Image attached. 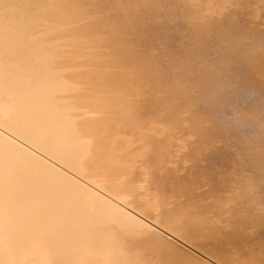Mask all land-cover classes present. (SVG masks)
Instances as JSON below:
<instances>
[{"label": "bare ground", "instance_id": "6f19581e", "mask_svg": "<svg viewBox=\"0 0 264 264\" xmlns=\"http://www.w3.org/2000/svg\"><path fill=\"white\" fill-rule=\"evenodd\" d=\"M202 1H204L205 3H203ZM211 1V4L209 3ZM207 2V3H206ZM206 1V0H0V34L3 32V34L5 35L6 33H8L9 31V35H10V38H11V35H15L14 39H18V42L19 41V38H17L18 36H20V38L22 39H27L28 36L31 34V33H34V35L37 33L39 34L40 32L38 31L39 29L42 30L45 29V27H47L49 24L48 23H51L54 24L53 27H57L55 28V32L57 33V29H58V26L59 25H56V23L60 24L61 23L59 22L61 20V22L64 21L65 23V20L64 18L62 17L64 15V17L67 16L68 19L66 20H69V15H71L70 18H72L73 16L75 17L74 14H76L77 12H75V10L77 9H81L80 7L83 6V10L84 11H87V12H83V15H82V19L80 20V22H84V25H87V26H94V27H98V28H94L90 26V30L89 31H86L85 34H90L91 35H94L96 36V34L100 33V34H108L107 37L112 36L114 35L118 40L120 41H123V44H125L126 46V43H127V47L128 46V41H131L133 43V47L132 49H128L129 51L128 54L131 52H133V49L136 50V55H137V45L139 44H142V47H143V50L142 49H139L138 53L142 50L143 52L145 51L146 53H154V56L156 55V53H161L163 54L162 52L165 53V55H161V56H164V59L163 60H160L159 59V65H160V70H162V67H164L163 69L165 70L166 68H168V70H166L167 72L169 71H173V68L174 71H176V67H179V69L177 71H181L180 74V77H178L179 79L176 80L175 79H171L169 80L170 78H168V80L170 81V84L172 85H169L172 87V90L174 89V91L172 92L173 94L171 95H167L164 93H162L163 95H159L157 94L156 95V100L154 101H151L148 103V106L146 109V111H144V109L140 110V107L136 108V99H135V102H132V104H130V106H133L135 104V106H133V108H136L134 111L136 113H141V116L139 119H135L136 122H139L137 124V126H139V132L140 130H143L142 127H140V123L142 122H145V123H149L151 121L154 122H158V121H162V124L164 122V118H166V116L168 118H166L165 120L168 122H173L175 120V124L178 123L176 125L177 128H179V126H181V129L183 127H186V131H184L185 133L188 131V126L189 124H192L190 129L193 131L192 134L190 131H188L191 135H189V133H186L185 134V137L187 135V140L184 138L182 139H185L186 140V143L187 141H191L192 140H189V139H193V143H195L194 146L193 143L191 145H193V153L192 154V158H196V159H199L200 158V155L201 153H203L204 157L207 158V163H201L199 167H194L192 168L191 170L193 171L195 168H197V170H201V171H196L198 172H195L194 170V174H193V180H194V185L190 184V185H187L188 183H186V181L184 183V190L181 191V189L178 187L174 190V194L176 197V203H174V201L171 199L173 198V196H171V192L168 194V197H172L170 199L171 202H169L171 204V208L164 212V217L163 218H158V221L160 224H165L166 226H168L169 228L173 229L174 231H176L177 233V237L179 235V238L181 239H186V241H190L191 242V246L193 249L191 248H188L182 244H179L180 242H177V241H174V240H170L169 239V236L163 234L162 232L160 231H156L155 234H152V235H149L147 237H145L143 240H141L140 243H137L135 244L138 245V246H141V247H144L146 249H150V250H153V251H150L148 252V254H143L144 256L141 257L142 261L143 260H146L147 263L145 264H236L235 262V258L232 257V255L230 254V251L227 249V248H221L217 245H208L205 240H204V237L208 234H215V235H218L220 236L223 240L225 241H232L235 245H240L244 248H246V245H245V240H246V237L244 236V231L247 227L249 226H252L255 228V231H256V243L254 245V247L251 249V250H243L241 252V255L239 257V261H240V264H264V245H261L259 240H260V234H261V231H262V228L261 226L264 225V0H242V3L244 4V7L243 9H239V10H233L231 13H229V15L231 16H238V22L236 24H231L229 23L227 25V27L221 23V19H227V17L225 16V12H224V2L225 0H209ZM209 3V4H208ZM28 4H37L39 5L38 7H26V5ZM198 4V5H197ZM201 4V5H200ZM207 4V5H205ZM86 5V7L84 6ZM97 5H106V7H102V8H98ZM196 5V6H195ZM202 6V7H201ZM66 8V9H65ZM65 9V13L63 12ZM69 10L70 12L67 13V11ZM82 10V11H83ZM64 14H63V13ZM67 13V14H66ZM66 14V16H65ZM130 17H129V16ZM49 16L50 19L53 18L55 19L54 21L52 20H48L47 17ZM135 17H140L146 21H148V26L147 28H143L141 27L140 31L139 32H135V33H130L126 30L122 31L121 28L119 27V25H122L124 23H126L128 20H131L132 18H135ZM76 18V17H75ZM170 18H175V20L173 19H170ZM63 19V21H62ZM74 19V18H72ZM47 20V21H45ZM44 21V22H43ZM71 21V19H70ZM75 21V20H74ZM72 21V22H74ZM41 22H43L45 24V22L48 24L46 26L43 25ZM67 22V21H66ZM77 23H79L78 21H76ZM42 26H40L41 24ZM68 23V22H67ZM40 24V25H39ZM68 24H71V23H68ZM32 25H37V28H29L30 26ZM38 25L39 28L38 29ZM51 25V24H50ZM63 25V24H62ZM76 25V24H75ZM45 26V27H44ZM70 26V25H69ZM52 27V26H51ZM65 27H68L67 25H65ZM76 27V26H75ZM105 27H109L108 30H105L104 28ZM6 28L10 29V30H7ZM48 28V27H47ZM46 28V29H47ZM71 28H74V24H73V27H69ZM68 28V29H69ZM78 28V27H77ZM85 28V27H84ZM35 29H38L36 31V33L34 32ZM49 29V28H48ZM52 29V28H50ZM50 29H49V32H50ZM64 28L61 27V30H63ZM76 31H75V30ZM73 30L75 31V34L77 32V29L74 28ZM80 29V28H79ZM112 29V30H111ZM16 30V31H15ZM59 31V34L60 36H63V34L60 33ZM66 30V29H65ZM70 30V32H71ZM72 30V31H73ZM82 30V29H81ZM85 29H83L82 31L84 32ZM33 31V32H32ZM45 30H43L40 34H43ZM53 31V30H52ZM14 32V33H13ZM25 32H27L28 34H25ZM45 32H48L45 31ZM64 32V31H63ZM104 32V33H103ZM112 32V33H111ZM56 33L54 34L55 37L58 36L56 35ZM72 33V32H71ZM77 33H80V32H77ZM25 37H23L24 35ZM36 34V35H37ZM39 34V35H40ZM51 34V32H50ZM70 34V33H69ZM69 34L67 36H69ZM84 34V35H85ZM28 35V36H27ZM38 35V36H39ZM46 35V34H45ZM53 35V33H52ZM53 35V36H54ZM73 35V34H72ZM72 35H71V38H69L68 40H71L72 39ZM80 35V34H79ZM82 35V33H81ZM103 35V36H104ZM7 36V34H6ZM13 36L11 39H13ZM22 36V37H21ZM33 36L35 37L37 40H41L39 36ZM44 36V34H43ZM52 36V37H53ZM59 36V38H60ZM76 35H74L75 37ZM88 36V35H87ZM98 36V35H97ZM96 36V38H97ZM1 37V35H0ZM8 37V36H7ZM31 37H32V34H31ZM64 37V36H63ZM73 37V38H74ZM84 37V36H83ZM92 37V36H91ZM102 37V36H101ZM106 37V36H105ZM9 38V37H8ZM8 38H4L3 39H8ZM30 38V37H29ZM35 38H33V40H36ZM58 38V39H59ZM62 38V37H61ZM67 38V37H66ZM88 38V37H87ZM86 38V39H87ZM100 38V37H99ZM103 38V37H102ZM1 39V38H0ZM1 39L0 42L3 40ZM11 39H8L10 40L11 44L9 43V46L10 48H13V43ZM13 39V41H14ZM53 39V38H52ZM57 38L55 39V43L56 41L58 42ZM64 39V38H63ZM62 39V40H63ZM76 39V38H75ZM74 39V40H75ZM82 39L79 37V40ZM89 39V38H88ZM94 39V37H93ZM101 39V38H100ZM99 39V40H100ZM104 39V38H103ZM116 39V40H117ZM7 40V41H8ZM30 40V39H29ZM27 40L29 43H31V41ZM32 40V39H31ZM36 40V42H37ZM45 40V39H44ZM51 40V39H50ZM84 40V39H83ZM82 40V41H83ZM25 41V40H24ZM23 41V42H24ZM38 41V43H36L38 46L40 45V42ZM54 41V40H53ZM52 41V42H53ZM119 41V42H120ZM127 41V42H125ZM3 42V41H2ZM5 42V41H4ZM17 41L15 40V44H20V43H16ZM22 42V40H21ZM23 42L21 44H23ZM34 42V41H33ZM50 41V43H52ZM61 42V40H60ZM66 42L63 40V43ZM72 42H73V39H72ZM71 42V43H72ZM86 42V41H85ZM91 42V46L92 45H95L94 43V40H93V43L92 44V41ZM115 42V41H114ZM112 42V43H114ZM119 42L118 44L117 41L114 43L115 46L116 45H119ZM131 42L129 44H131ZM26 43V41H25ZM35 43V42H34ZM33 43V44H34ZM48 43V42H47ZM46 43V44H47ZM54 43V42H53ZM62 43V45H63ZM70 43V44H71ZM89 43V42H88ZM100 43V41H99ZM108 43V41H107ZM111 43V44H112ZM122 43V42H121ZM4 44V43H3ZM2 43L0 44L1 46L3 45ZM14 44V48L18 49L19 45L17 47H15L16 45ZM28 44V43H27ZM35 44V45H36ZM68 44V41L67 43ZM70 44H68L67 46H69ZM75 44V43H74ZM80 44V43H78ZM82 44V43H81ZM80 44V45H81ZM84 44V43H83ZM86 44V43H85ZM98 44V43H97ZM104 44V41L103 43ZM101 44V45H102ZM110 44V43H109ZM122 44V45H123ZM5 45H8L6 44L5 42ZM12 45V46H11ZM29 45V44H28ZM33 48H32V52L33 53H36L38 56L39 55H42V53H45L43 51L44 48H42V51H39V54L37 53V48L36 46L30 44ZM43 44L41 43L40 46H42ZM49 45V44H48ZM58 45V44H57ZM72 45V44H71ZM76 45V44H75ZM88 45V44H87ZM86 47H89L88 49L86 50H89V52H91V50H93V48H90L91 46H87ZM90 45V44H89ZM100 45V48H102ZM121 45V44H120ZM119 45V46H120ZM22 46V45H21ZM20 46V47H21ZM27 46V45H26ZM26 46H23L21 47V50L22 49H25L24 51V54L23 52L21 51L22 55H26V58L27 56H29L30 54V51L29 49L31 48V46H28L29 49L27 50V53H26ZM39 46V47H40ZM47 45H45L46 47ZM54 46H56V44H54ZM61 45L59 44L58 47H60ZM66 46V48H67ZM82 46V45H81ZM97 46V45H96ZM103 46V45H102ZM118 46V47H119ZM3 47H6V46H3ZM1 48L0 50H6V55L7 53L9 52V49L8 47L6 48ZM34 47H35V51H34ZM38 47V49H39ZM44 47V46H43ZM50 47V46H49ZM72 47V46H70ZM68 47V48H70ZM78 47V45L75 47L73 46V48L69 51H75L76 48ZM108 47H111V46H108ZM114 47V46H113ZM112 47V48H113ZM117 47V46H116ZM117 47V48H118ZM121 47H124V46H120V50L121 53L122 52V48ZM130 47V48H131ZM141 47V46H140ZM8 48V49H7ZM13 48V49H14ZM41 48V47H40ZM57 48V46L54 48V50ZM62 48V46H61ZM75 48V50H74ZM104 48H105V45H104ZM107 48V47H106ZM105 48V49H106ZM111 48V49H112ZM115 48V47H114ZM117 48H115V51L117 50ZM49 49V48H48ZM64 49V48H63ZM91 49V50H90ZM99 49V48H97ZM105 49H102V51H100V53H106ZM110 49V50H111ZM40 50V49H39ZM47 51V49H44ZM54 50L52 51L53 53ZM68 50V49H67ZM96 50V49H95ZM109 50V49H108ZM113 52H114V49H112ZM126 50V49H125ZM12 51V49L10 50V52ZM15 50H13L9 56V57H12L13 56V59H14V56L17 55V57H19L18 59H20V51L19 50H16L18 52H14ZM49 51V50H48ZM57 53H59L58 51V48H57ZM61 51V50H60ZM80 52V48H78V50ZM81 51H83V48L81 49ZM123 51H124V48H123ZM141 51V52H142ZM192 52V54H190L192 56V59H188L189 57L188 56H185V53L187 52L188 53ZM1 52L3 53L4 51H0V55H1ZM41 52V54H40ZM68 52V51H67ZM66 52V54H67ZM108 52V51H107ZM142 52V54H143ZM144 52V54H145ZM15 53V54H14ZM76 53V52H75ZM74 53V54H75ZM78 53V52H77ZM86 53V52H85ZM98 54L99 55H102V54ZM111 53V51H110ZM115 53H118V51H116ZM121 53L119 56H121ZM184 53L182 56L181 54ZM5 54V53H3ZM13 54V55H12ZM29 54V55H28ZM47 53H45L46 55ZM65 54V52L62 51V54L60 55L62 57V55ZM65 54V55H66ZM71 54V53H69ZM73 54V55H74ZM142 54H138V55H142ZM21 55V57H23ZM48 55V54H47ZM64 55L65 58H67L66 56ZM95 55V53H94ZM106 55V54H104ZM118 55V54H117ZM126 55V53H125ZM129 55H133L132 53L129 54ZM135 55V54H134ZM133 55V57L135 58V56ZM147 55V54H146ZM150 55V56H151ZM187 55V54H186ZM3 56V55H2ZM1 56V57H2ZM8 56H6L7 58H9ZM31 56L33 57L32 53H31ZM36 55H34V57H38ZM52 57L54 58V55H51V52H50V55H48L47 57ZM56 56V54H55ZM72 56V54L70 55V57ZM79 56V55H78ZM85 56V55H84ZM96 56V55H95ZM109 56V55H108ZM107 56V57H108ZM111 56V54H110ZM123 56V54H122ZM149 56V55H148ZM146 56V57H148ZM158 55H156L157 57ZM44 57V54L43 56L41 57L40 56V60H42V58ZM46 57V56H45ZM58 57V56H57ZM62 57V58H64ZM69 57V58H70ZM89 57V55H88ZM97 57V56H96ZM101 57V56H100ZM125 59L129 58L128 55L127 56H124ZM124 57H122V61H126V60H123ZM127 57V58H126ZM136 57H139V56H136ZM144 58V56H142ZM141 57V58H142ZM145 57V60L147 59ZM188 57V58H187ZM3 58V57H2ZM6 58V59H7ZM30 60L32 59L30 56L28 57ZM72 58V57H71ZM75 56L73 57V60H74ZM77 58V57H76ZM82 58V57H81ZM94 58V57H92ZM109 58V57H108ZM115 58V55L114 57ZM120 58V57H119ZM132 58V59H134ZM175 59L177 62H174L171 61L172 59ZM11 59V58H9ZM8 59V60H9ZM17 59V58H16ZM17 59V60H18ZM21 59H24L25 60V56L24 58H21ZM20 59V60H21ZM34 59V60H33ZM31 61H40L38 60L37 58H33ZM79 59V58H78ZM86 59V57H85ZM98 59H100L98 57ZM98 59L96 60V62L98 61ZM105 59V58H104ZM112 58H110L111 60ZM118 60V58H116ZM130 59V58H129ZM138 59V58H137ZM149 59V57H148ZM153 59L156 61L155 58H152V56L150 57V60L153 61ZM0 60H2L0 58ZM16 60V61H17ZM18 60V61H20ZM47 60L44 58V61ZM51 60V59H50ZM49 60V61H50ZM56 62H57V58L55 59ZM60 60V59H59ZM70 61L69 64L74 61ZM81 60V59H80ZM84 61V59H82ZM113 60V59H112ZM111 60V62H112ZM115 60V59H114ZM116 60V61H117ZM128 60V59H127ZM131 60V59H130ZM140 60V59H139ZM149 61H146L145 63L148 64L147 62H150ZM158 60V58H157ZM11 61V60H10ZM15 61V59H14ZM48 61V60H47ZM48 61V63H49ZM52 61V60H51ZM69 61V60H68ZM77 61V60H76ZM86 61V60H85ZM84 61V62H85ZM94 61V60H93ZM102 61V60H101ZM106 61V60H104ZM136 61V60H135ZM141 61V60H140ZM154 61V62H155ZM162 61V62H160ZM193 61V62H192ZM2 62H4L2 60ZM1 62V64H2ZM7 62V60H6ZM5 62V63H6ZM26 61H24L23 63H25ZM42 61H40V66H43L41 65ZM46 62V61H45ZM44 62V63H45ZM54 63H56L54 60H53ZM67 62V60H66ZM115 62V61H114ZM112 62V63H114ZM130 61L128 60V63H124L125 66H129L127 64H130L129 63ZM133 62V60H132ZM144 62V59L143 61ZM141 62V63H142ZM158 62V61H156ZM169 62H174L173 65H170ZM20 65L23 67H21L20 65H18V69L19 67H21V69L23 68V70H25V68H28L26 66V64H28V66L30 65L29 61H27V63L24 65L21 61L19 62ZM22 63V64H21ZM33 63V62H32ZM52 62H50L51 64ZM59 63H62V62H59ZM61 67H63L61 64H59ZM89 63V62H88ZM95 62H93L94 64ZM108 63V62H107ZM110 63V62H109ZM111 63V64H112ZM136 63V62H135ZM139 63V61H138ZM4 64V63H3ZM8 64V63H7ZM12 64V62H11ZM18 64V62H17ZM16 64V65H17ZM33 64H37L36 63H33ZM46 64V63H45ZM57 64V63H56ZM63 64H64V60H63ZM68 64V63H67ZM76 64V63H75ZM106 64V63H105ZM104 64V65H105ZM110 64V65H111ZM134 65V62L131 63ZM130 64V67H132V65ZM151 64V63H150ZM155 63H153L154 65ZM182 64L184 65L183 68L184 69H180V67H182ZM13 65V64H12ZM11 65V66H12ZM38 65V66H39ZM55 65V64H54ZM52 65V66H54ZM91 65V64H90ZM89 65V66H90ZM96 65V64H95ZM156 65V64H155ZM158 65V66H159ZM178 65V66H177ZM3 66V65H2ZM1 66V68H2ZM9 66V67H8ZM14 66V65H13ZM33 66V65H32ZM39 66V67H40ZM46 65H44L45 67ZM65 66V65H64ZM77 66V65H76ZM101 66V65H99ZM125 66H124V70H125ZM149 66V65H148ZM147 66V70L149 69ZM173 66V68H172ZM175 66V67H174ZM6 67V68H5ZM8 67V69H7ZM34 67L33 66V69L31 70L29 66V71H33L34 70ZM37 67V66H36ZM39 67H38V70H39ZM43 67V68H44ZM60 67V68H61ZM66 67V66H65ZM63 67V68H65ZM75 67V66H74ZM84 67V65L82 66ZM94 67V66H92ZM90 68V69H95V68ZM97 67H98V63H97ZM96 67V68H97ZM105 67H109V66H103L104 69H106ZM115 67V66H114ZM134 67V66H133ZM136 67V65H135ZM139 67V66H137ZM141 67L143 68L144 67V64L143 66L141 65ZM146 67V65H145ZM152 67V66H151ZM156 67V66H155ZM153 66L152 69L154 70H157L158 69ZM7 69L8 70V74H10V70L13 68L11 67L10 68V64H8L7 66L4 65L3 69L0 70V74H1V71L3 72H6V75H7V71L4 70ZM48 68V67H47ZM47 68H45L46 70H44L43 72L47 71ZM50 68V67H49ZM48 68V69H49ZM59 67H57L58 69ZM59 68V69H60ZM61 68V69H63ZM72 68V67H71ZM76 68V67H75ZM81 68V67H80ZM85 68H86V63H85ZM84 68V69H85ZM89 68V67H88ZM99 68V67H98ZM128 68V67H127ZM126 68V69H127ZM18 69L17 72H15L14 75L11 76H8L10 77L11 79V86L9 87V85L7 84H4L3 81H2V77L5 75H0L2 76L1 78V82H0V85L1 84H4L5 85V88L7 89V86H8V89L7 91L4 89H0V91H2L0 93V107L2 108V112L4 113V110H6L7 108H17L15 105L18 106V111H20L22 109V111L25 109V108H22L19 110L20 106L16 103V101L18 102V97L15 96L14 98V95L15 94H18V90H20L22 93L23 89L28 85V83H26L27 85L20 86V83L19 81H17L16 83H19L17 86L20 88V89H15V92L17 93H10V92H13L14 91V87H12V81L14 80L15 82V79L16 76V73H19L18 72ZM21 69H19L21 71ZM36 69V68H35ZM42 69V67H41ZM56 69V67H55ZM60 69V71H61ZM78 69V68H77ZM89 69V70H90ZM102 68H100L99 70H95L98 71L97 73H99V71L101 70ZM103 69V71H104ZM108 69V68H107ZM129 69L131 68H128L127 70L125 71H128ZM135 69V68H133ZM171 69V70H170ZM14 70V69H13ZM13 70H11L13 73ZM22 70V71H23ZM51 70V69H50ZM64 70V69H63ZM66 72L67 73V69L65 68ZM64 70V71H65ZM69 70H75V69H69ZM82 70V69H81ZM110 70V69H109ZM115 70V68H114ZM137 70V68H136ZM146 70V71H147ZM163 70V72H164ZM187 70V72H186ZM29 71H25L24 73L27 72L26 75H29ZM41 71V70H40ZM60 71H58V73H60ZM86 71V70H85ZM88 71V70H87ZM92 71V70H91ZM94 71V70H93ZM132 71V69H131ZM134 71V70H133ZM142 71V69H141ZM150 71V69L148 70ZM165 71V72H166ZM173 71V72H174ZM176 71V72H177ZM49 72V70H48ZM47 72V73H48ZM69 72V71H68ZM84 72V70H83ZM106 72V75L108 74V72L105 70ZM105 72H104V75L105 76ZM135 72V71H134ZM143 72H144V68H143ZM162 72V71H161ZM160 74H163L161 73ZM166 72V73H167ZM168 72V73H169ZM186 72V73H185ZM34 73V72H33ZM46 73V72H45ZM46 73V74H47ZM51 73V72H50ZM56 75H57V70H56ZM63 73V74H65ZM70 73V72H69ZM87 73V72H86ZM96 73V75H97ZM116 73V72H115ZM114 73V74H115ZM118 73V71H117ZM121 73V72H120ZM129 73V72H128ZM151 73V71H150ZM167 73V74H168ZM171 73V72H170ZM38 74V73H37ZM36 74V75H37ZM49 74V73H48ZM68 74V73H67ZM73 74V72L71 73ZM84 74V73H83ZM91 74V73H90ZM94 74V73H93ZM125 74V73H124ZM134 76H135V73H132ZM138 74V72L136 73ZM144 75H146V73H143ZM166 74V76H167ZM172 74V73H171ZM169 74V76L171 75ZM178 74V72L176 73V75L173 74V78L176 77ZM178 74V75H179ZM23 75V73H21V76ZM45 75V74H44ZM43 75V77H44ZM60 75V74H59ZM89 75V74H88ZM99 75V74H98ZM101 75V73H100ZM126 75V74H125ZM128 75V74H127ZM126 75V76H127ZM142 75V74H141ZM155 75V74H154ZM15 76V79L13 78ZM20 76V74H19ZM18 76V77H19ZM30 76V75H29ZM38 76V75H37ZM49 76V75H48ZM47 76V77H48ZM51 76V75H50ZM53 76V74H52ZM51 76V77H52ZM70 77V75H67ZM79 76V75H78ZM87 76V75H86ZM91 76V75H90ZM112 76V75H111ZM111 76H108L111 78ZM143 76V75H142ZM158 76V74H156V77ZM5 77V76H4ZM6 76V79L8 78ZM23 77V78H22ZM20 78H18L17 80H21L23 79L25 81V78L24 79V76H22ZM27 77V76H26ZM42 77V78H43ZM46 77V78H47ZM50 77V78H51ZM55 77V76H53ZM62 77V75L60 76ZM59 77V78H60ZM65 77V78H64ZM63 79H60L61 81L62 80H68V78H66V75H64ZM99 77V76H98ZM118 77V76H117ZM123 77V76H121ZM132 77V75H131ZM144 77V76H143ZM146 77V76H145ZM149 77H150V74H149ZM161 77H163V75H161ZM168 77V76H167ZM171 77V76H170ZM87 78V77H86ZM92 78L94 79V75L92 76ZM96 78V77H95ZM101 78V76H100ZM148 78V77H147ZM152 79H156V78H153L151 77ZM5 79V78H4ZM5 79V80H6ZM8 78V81L10 80ZM35 79V78H34ZM48 79V78H47ZM54 79V78H53ZM81 79V77H80ZM79 79V80H80ZM104 79V77H103ZM103 79L101 78V81H103ZM105 79H108L107 76ZM134 79V81H136V79H138L136 77L135 78H132ZM140 79V77H139ZM143 79V78H141ZM160 80V78H158ZM157 79V80H158ZM167 79V78H166ZM37 80V79H36ZM49 80V79H48ZM59 80V79H58ZM59 80V81H60ZM64 80V81H65ZM66 80V81H67ZM77 80V79H76ZM75 80V81H76ZM78 80V81H79ZM83 80V79H81ZM90 80H91V77H90ZM99 81V79H97ZM96 80V81H97ZM112 80V79H111ZM126 80V78H125ZM131 80V78H130ZM130 80H127L130 82ZM151 80V79H150ZM168 80H165V75H164V79H163V82L164 81H168ZM175 80V81H174ZM22 81V80H21ZM47 81V80H46ZM50 81L49 80V83L50 84ZM55 81V80H53ZM63 81V82H64ZM95 81V82H96ZM100 81L101 83V86H102V82ZM115 81V80H114ZM141 81V80H140ZM145 81L142 80L141 82ZM178 81V82H176ZM4 82H7V81H4ZM33 82V81H32ZM69 81L67 82H64L66 83V85L70 84V82L68 83ZM73 79H72V81ZM85 82V80H84ZM94 82V83H95ZM106 82V81H105ZM104 82V83H105ZM110 82V81H109ZM108 82V83H109ZM121 82V81H120ZM119 82V83H120ZM132 82V80H131ZM140 82V84H141ZM152 82V81H151ZM35 83V81H34ZM41 83V81H40ZM57 83V82H56ZM61 84V82H59ZM77 83V82H76ZM80 83V82H78ZM88 83V82H87ZM99 83V82H98ZM111 83V82H110ZM113 83V82H112ZM117 83V81H116ZM115 83V84H116ZM138 83V82H137ZM135 83V84H137ZM147 83V82H146ZM149 83V82H148ZM154 83V82H152ZM151 83V84H152ZM158 83H161L162 82H159ZM158 83H155L156 85ZM169 83V82H168ZM25 84V82H24ZM46 84V85H48ZM59 84V85H60ZM86 84V83H85ZM90 84V83H89ZM97 84V83H96ZM167 84V83H166ZM14 85V84H13ZM14 85V86H16ZM30 85V84H29ZM27 86L28 90H26L27 92L32 89H30L29 87L31 86ZM40 85V84H38ZM91 85V84H90ZM89 85V86H90ZM99 85V84H98ZM118 85V84H117ZM122 85V83H121ZM125 85V84H124ZM127 85H128V82H127ZM148 85V84H147ZM168 85V84H167ZM62 86L64 87V84L62 83ZM77 86V84H76ZM81 86V84H80ZM83 86V85H82ZM81 86V87H82ZM87 85H85L86 87ZM99 86V87H101ZM105 86V84H104ZM114 86V85H113ZM120 86V85H119ZM118 86V87H119ZM135 86V85H133ZM137 87H134L136 90L143 85L141 84L139 87L138 85H136ZM145 86V85H144ZM161 85H159L160 87ZM2 87V86H1ZM0 87V88H1ZM35 87V85H34ZM38 87V86H37ZM44 87V85H43ZM69 87V86H68ZM67 87V88H68ZM74 87V86H73ZM84 87V88H85ZM91 87H93L94 89V86L93 84L91 85ZM90 87V88H91ZM103 87V86H102ZM102 87H101V90H102ZM107 87H108V84H107ZM127 87V86H126ZM149 87V86H148ZM166 87V86H164ZM45 88H48V87H45ZM56 88H57V85H56ZM62 88V87H61ZM71 88V87H70ZM69 88V89H70ZM75 88V87H74ZM73 88V89H74ZM79 88V87H78ZM77 88V89H78ZM89 88V87H88ZM114 88V87H112ZM123 86L121 87V90H122ZM125 88V87H124ZM123 88V89H124ZM132 88V87H130ZM134 88H132L133 90H135ZM163 88V86H162ZM9 89H11L10 91H8ZM13 89V90H12ZM36 89V88H35ZM41 89V88H40ZM38 89V90H40ZM50 89V88H49ZM54 89V87H53ZM60 89V87L58 88ZM57 89V91H58ZM64 90V88H62ZM82 89V88H81ZM131 89V90H132ZM140 89V88H139ZM154 89V87H153ZM24 90V91H25ZM44 90V88H43ZM47 90V89H46ZM61 90V89H60ZM68 91V89H66ZM92 90V89H91ZM100 90V89H99ZM104 90V89H103ZM109 90V89H108ZM134 92V94H137L136 91ZM146 90V87L144 88L143 91ZM155 90H156V86H155ZM159 90V88H158ZM164 90V88H163ZM167 90L168 87H167ZM23 91V92H24ZM42 91V90H41ZM54 91V90H53ZM62 91V90H61ZM85 91V90H84ZM95 91V89L93 90ZM98 91V89H97ZM107 91V89H106ZM111 91V89H110ZM118 91V89H117ZM124 91H126L124 89ZM130 91V90H129ZM140 91V90H139ZM149 91V89H148ZM166 91V90H165ZM171 91V89H170ZM170 91H167V92H170ZM44 91H42L43 93ZM52 92V91H51ZM51 92H49V94L51 95ZM55 92V91H54ZM53 92V93H54ZM70 92V91H69ZM100 93V91H98ZM120 92V90H119ZM127 92V91H126ZM131 92V91H130ZM157 92H160V91H157ZM30 94L31 93H34V92H29ZM47 93V92H46ZM44 93V94H46ZM58 93H61V92H58ZM63 95L65 94L64 91L62 92ZM81 93V92H80ZM87 94V91L85 92ZM92 93V92H90ZM114 93V92H113ZM129 93V92H128ZM140 93V92H139ZM150 93V92H149ZM171 93V92H170ZM169 93V94H170ZM22 94H26V92L22 93ZM55 94V93H54ZM83 95V93H81ZM106 94V93H104ZM117 94V93H116ZM115 94V96H111V98H116L119 100V98H117L118 96ZM141 94V93H140ZM143 94V92H142ZM161 94V93H160ZM19 95V94H18ZM17 95V96H18ZM21 95V94H20ZM19 95V96H20ZM35 95V94H34ZM38 95V94H37ZM41 95V93H40ZM49 95V96H50ZM53 95V94H52ZM79 95V94H78ZM81 95V96H82ZM101 95V94H100ZM127 96V94H125ZM124 95V96H125ZM138 95V94H137ZM136 95V96H137ZM167 95V96H166ZM23 96V95H22ZM21 96V97H22ZM32 96V95H31ZM30 96V97H31ZM44 96V95H42ZM45 96H48V94H46ZM44 96V97H45ZM66 96L65 97L63 96L62 98H65L66 99ZM70 96V95H69ZM76 96V95H74ZM117 96V97H116ZM121 96H123L121 94ZM133 95L131 96H127V97H130V98H133L132 101H134V96L132 97ZM26 98H29L27 96H24ZM22 97V100L23 98ZM56 97V96H54ZM138 97V96H137ZM148 97V96H147ZM26 98H24V100H26ZM32 98V97H31ZM36 98V97H35ZM47 98V97H46ZM71 98V97H70ZM77 97H74V99H76ZM86 98V97H85ZM101 98V97H100ZM98 99L100 100L99 103L103 100L101 99ZM106 99V96L104 97ZM109 98V97H107ZM110 98V99H111ZM121 99L123 97H120ZM143 98V97H142ZM146 98V97H145ZM151 98V97H150ZM149 98V99H150ZM163 98V99H162ZM4 99L5 104H3L2 100ZM17 99V100H16ZM50 99H52V97H50ZM59 99H61L59 97ZM73 99V100H74ZM81 99V98H80ZM97 99V98H96ZM106 99L107 103H110L112 104L111 102H113V100L111 99ZM124 99V98H123ZM152 99V98H151ZM150 99V100H151ZM154 99V97H153ZM22 100H20L19 102L20 103H25L23 102ZM46 100V99H45ZM55 100V99H53ZM84 101L88 100L86 98V100L83 98ZM115 100V99H114ZM127 100V98L125 99ZM131 100V99H130ZM129 100V101H130ZM149 100V101H150ZM26 101H30L29 99H27ZM43 99H42V103H43ZM68 101V100H67ZM71 101V100H69ZM78 101V100H77ZM105 101V100H104ZM105 101V102H106ZM111 101V102H110ZM120 101V100H119ZM119 101H117L119 103ZM122 101V100H121ZM127 101V102H129ZM50 102V101H49ZM48 102V103H49ZM80 102V101H79ZM89 102V101H88ZM95 103L97 102L94 101ZM122 102H125L126 101H122ZM121 102V103H122ZM131 102V101H130ZM138 102V100H137ZM136 102V103H137ZM13 103H16L13 107ZM54 103V102H53ZM58 103V102H57ZM68 103V102H66ZM75 103V101L73 102ZM87 103V102H86ZM90 103V102H89ZM103 103V102H102ZM142 104V99H141V102ZM140 103L138 106H140ZM26 104V103H25ZM29 104V103H28ZM39 104V103H38ZM45 104V103H44ZM47 104V102H46ZM45 104V105H46ZM49 104H52L51 102ZM65 104V103H64ZM69 104V103H68ZM101 104V103H100ZM109 104V107H112L113 104H116L115 101L114 103L110 106ZM124 103H122L121 105L123 106ZM128 104V103H127ZM138 104V103H137ZM27 105V104H26ZM33 105V104H32ZM44 105V108H46V106H48V104L45 106ZM54 105V104H53ZM102 105H105V107L107 106L105 103H103ZM101 105V106H102ZM126 105V104H125ZM124 105V106H125ZM143 105V104H142ZM67 106V104L65 105ZM101 106H98L97 104V110L100 111V108L102 109ZM116 106V105H114ZM113 106V108H114ZM118 106V104H117ZM116 106V107H117ZM120 106V108L122 107ZM129 106V104H128ZM28 107L27 109L32 108V106H26ZM38 107V106H37ZM36 107V109H37ZM42 107H43V104H42ZM40 107V108H42ZM50 107V105H49ZM48 107V108H49ZM55 107V106H54ZM72 107V104L71 106ZM78 107V106H77ZM85 107V106H84ZM86 107H87V104H86ZM94 107H95V104H94ZM108 107V106H107ZM115 107V109H117ZM127 106H125V109H126ZM8 109V111L12 110V109ZM13 108V109H14ZM35 108V107H33ZM39 108V107H38ZM39 108V109H40ZM52 107H50L51 109ZM88 108H90V106L88 105ZM92 108V106H91ZM119 108V107H118ZM119 108V109H120ZM26 109V110H27ZM37 109V110H39ZM56 109V108H55ZM67 109V108H66ZM96 109V108H95ZM94 109V110H95ZM112 109V108H111ZM115 109L111 110L112 112L115 111ZM36 110V112H37ZM53 110V109H52ZM59 110V109H58ZM85 110V109H84ZM87 110V108H86ZM94 110H92L94 112ZM107 110V108H106ZM110 110V109H109ZM121 110H124V107L121 108ZM132 108L130 109V112L132 113ZM9 111V113H10ZM28 111V110H27ZM27 111H24V116L27 115V113L30 112H27ZM33 112V110H31ZM40 111V110H39ZM69 111V110H68ZM88 111V110H87ZM89 111H91L89 109ZM97 111V112H98ZM103 111V109H102ZM117 111V110H116ZM120 111V110H119ZM118 111V112H119ZM148 111V112H147ZM185 111L186 113H188V115H186V117H180V113ZM6 112V111H5ZM17 112V111H15ZM26 112V114H25ZM44 112V111H41V113ZM50 112V111H49ZM52 112V111H51ZM96 112V111H95ZM101 112V111H100ZM108 112V111H107ZM118 112H114L115 114H118ZM128 112V111H127ZM1 113V112H0ZM1 113V117H3L4 115L6 114H3ZM14 113V111H13ZM35 113V112H34ZM59 113V112H58ZM85 113V112H84ZM88 113V112H86ZM90 113L92 112H89V114H86L88 115L87 117H92L89 116ZM120 113V112H119ZM124 113V112H123ZM159 113H162L161 115ZM184 113V114H186ZM15 114H18L17 113H14ZM30 114V113H29ZM38 114V112L36 113V115ZM109 114V112H108ZM112 114V113H111ZM122 114V113H121ZM3 115V116H2ZM33 115V113H32ZM39 115V114H38ZM37 115V116H38ZM40 115H43V114H40ZM51 115V113L49 114ZM55 115V113L53 114ZM86 115H84V117H86ZM104 115V114H103ZM120 116V114H118ZM125 115V114H124ZM8 117V114L6 115ZM5 117V119H7V117ZM10 116V114H9ZM19 116V114H18ZM29 116V115H28ZM26 116V117H28ZM82 116V115H81ZM94 116V115H93ZM106 116V115H105ZM108 117L113 118L111 117V115H107ZM113 116V115H112ZM116 115H114V119L117 120V118H119V116L116 118L115 117ZM11 117H12V112H11ZM34 117V115H33ZM33 117H32V121H33ZM44 117V115H43ZM48 117V115H47ZM55 117V116H54ZM80 117V116H79ZM103 117V116H102ZM9 118V117H8ZM31 118V116H30ZM37 118V117H36ZM39 118H41L39 116ZM38 118V119H39ZM50 118V117H49ZM81 118V117H80ZM93 118V117H92ZM122 118V116L120 117ZM119 118V121H121V119ZM183 118L185 120H183ZM35 119V118H34ZM42 119V118H41ZM62 119V118H61ZM114 119H111L113 120L112 122L110 121V123H112V125H116L115 123H119V127H120V122L119 121H116L114 122ZM125 119V118H124ZM160 119V120H158ZM171 119V120H170ZM178 119V121L181 119V124L176 120ZM2 121V119H0ZM12 120H15L14 118L11 119ZM59 120V119H58ZM96 120V119H95ZM134 120V119H133ZM0 121V122H1ZM4 121V119H3ZM2 121V122H3ZM9 121V119H8ZM17 121V120H15ZM24 121V120H23ZM38 121V120H36ZM34 120V122L32 123H35L36 122ZM64 121V120H63ZM184 121V122H183ZM7 122V121H6ZM114 122V123H113ZM125 122V121H124ZM136 122H132V126L134 127V123ZM4 123V122H3ZM61 123V122H60ZM63 123V122H62ZM61 123V124H62ZM87 123V122H86ZM117 123V124H118ZM123 123V121L121 122ZM161 123V122H160ZM184 123V124H183ZM189 123V124H188ZM6 124V123H5ZM37 124V123H36ZM65 124V122L63 123ZM67 124V123H66ZM92 124V123H90ZM95 124V121L94 123ZM109 124V122L107 123ZM124 124V123H123ZM126 124V123H125ZM124 124V125H125ZM150 124V123H149ZM148 124V125H149ZM155 124V123H154ZM160 125V129L162 130V133L164 132V130L166 128H162V127H165L163 125ZM174 124V125H175ZM183 124V125H182ZM32 125V124H30ZM54 126V123L52 124ZM55 125H57L55 123ZM111 124H109V128ZM33 126H36L33 124ZM32 126V127H33ZM61 126V125H58V127ZM65 126V125H63ZM93 126V125H92ZM97 125L95 124L93 127H96ZM123 127V125H121ZM128 126V124L126 125ZM125 126V127H126ZM129 126H131V123H129ZM136 126V125H135ZM150 126V125H149ZM158 125H156L155 127H157ZM183 126V127H182ZM83 127V126H82ZM88 127V126H87ZM36 128V127H34ZM37 128H39L37 126ZM55 128V127H54ZM60 128V127H59ZM62 128V126H61ZM90 128V127H89ZM98 128V127H96ZM95 128V129H96ZM109 128H106V130L108 131ZM129 128V127H128ZM138 128V127H137ZM141 128V129H140ZM152 128V126H150V129ZM87 129V128H86ZM124 129V128H123ZM132 129V128H131ZM134 129V128H133ZM159 129V130H160ZM175 129V126L174 128ZM180 129V130H181ZM46 130V129H45ZM97 130V129H96ZM94 130V131H96ZM99 131H101L100 129H98ZM122 130V129H121ZM128 130V129H126ZM130 130V129H129ZM147 130V129H146ZM145 129L143 130L144 132L146 131ZM176 130V131H175ZM173 131H171V134L174 136V135H178L179 136V133L182 132H178L177 130L179 129H175ZM36 131V129L34 130ZM56 131H60V130H56ZM113 131V129L111 130ZM125 131V130H123ZM150 131V130H149ZM147 130V132H149ZM153 131L155 133V135H160L161 132L158 131L157 129L155 130L153 128ZM158 131V132H157ZM170 131V130H169ZM175 131V132H174ZM1 132V131H0ZM49 132V131H48ZM55 132V131H54ZM62 132V131H61ZM68 132V131H67ZM91 132V131H90ZM133 132V131H132ZM152 132V131H150ZM149 134H152L150 133ZM157 132V133H156ZM174 132V134L172 133ZM183 132V133H184ZM60 133V132H59ZM106 133H109L110 132H106ZM105 133V134H106ZM112 133V132H111ZM119 133V132H118ZM121 133V131H120ZM123 133V132H122ZM126 133V132H125ZM130 133V132H129ZM165 133V132H164ZM177 133V134H175ZM61 134V133H60ZM59 134V135H60ZM70 134V133H69ZM98 134V133H97ZM137 134V133H136ZM168 134V133H166ZM52 135V133H51ZM57 135V134H56ZM90 135V133H89ZM93 135H94V132H93ZM108 135V136H109ZM138 135V134H137ZM140 135L143 137L144 135L142 134V131L140 133ZM50 136V135H49ZM48 136V137H49ZM58 136V135H57ZM139 136V135H138ZM148 135H146L147 137ZM161 136H164V139H167L165 138V136L167 137L168 135H161ZM177 136V137H178ZM180 136L181 133H180ZM190 136H193V137H190ZM52 137V136H50ZM62 135L60 136V139H61ZM69 137V136H67ZM92 137V135L90 136ZM150 137V135H149ZM66 138V137H65ZM103 138V137H102ZM141 138V137H140ZM157 138V137H156ZM161 139L163 137H160ZM172 138V137H171ZM180 138V137H179ZM54 139V138H53ZM57 139V138H56ZM59 139V138H58ZM68 139V138H67ZM100 139V138H99ZM137 139V138H136ZM162 140V144L161 142L159 141L160 144H155L157 146L156 149H158V145H161L162 148H159L158 151H164L165 149L168 148V146L166 147V144L167 141L166 140ZM168 139L171 141L172 143V139L169 138L168 136ZM177 139V138H176ZM55 140V139H54ZM64 140V139H63ZM62 140V142H63ZM133 140V141H132ZM130 139L131 143L134 142V139ZM146 142V139H143L142 142ZM152 140V139H150ZM158 140V139H157ZM168 140V141H169ZM185 140H183V142L185 143ZM106 141V140H105ZM148 141V140H147ZM156 141V140H154ZM164 141L166 142L164 145ZM5 142V138L4 137H0V144H3ZM59 142V141H58ZM72 142V141H71ZM79 142V141H78ZM103 142V140H102ZM127 142H129V140H127ZM157 142V141H156ZM176 142V141H174ZM105 143V142H103ZM107 143V142H106ZM117 143L114 142L113 145ZM158 143V142H157ZM170 143V142H169ZM72 144V143H71ZM112 144V143H111ZM144 146H148L149 147V143H143ZM148 144V145H147ZM153 144V143H152ZM178 144V143H177ZM63 145V144H62ZM66 145V144H65ZM73 145V144H72ZM106 145V144H105ZM112 145V147H113ZM135 145V144H134ZM137 145V144H136ZM181 145V144H180ZM183 145V144H182ZM184 145H189L188 143L187 144H184ZM183 145V147H185ZM74 146V145H73ZM80 146V144H79ZM103 146V144H102ZM108 146V145H106ZM151 146V145H150ZM172 146V145H170ZM68 147V146H67ZM64 146V148H67ZM148 147L146 149H143V150H147ZM188 147L190 148V145L187 146V152H188ZM114 148V147H113ZM139 148V147H138ZM144 148V147H143ZM170 148V147H169ZM181 148V147H180ZM136 149V148H135ZM149 149H153L152 146L149 147ZM148 149V150H149ZM172 149V147H171ZM179 149V148H177ZM183 149V148H182ZM192 149V148H190ZM69 150V149H68ZM68 150H66V153L68 152ZM108 150V149H107ZM115 150L114 149V153H115ZM142 150V151H143ZM147 150V152H148ZM155 150V149H154ZM181 150V149H180ZM186 150V149H185ZM184 150V151H185ZM111 151V150H109ZM123 151V150H122ZM131 151L133 152V150L131 149ZM158 151L157 154H158ZM191 151V150H190ZM189 151V153H191ZM72 152V151H71ZM84 152L83 151V154L80 155V156H83L84 155ZM105 152V151H104ZM117 152V151H116ZM121 152V151H120ZM128 151H126L127 153ZM130 152V151H129ZM144 152V151H143ZM147 152L144 154L147 155ZM186 152V151H185ZM73 153V152H72ZM80 153V152H79ZM92 153V152H91ZM95 153V151L93 152ZM112 153V152H111ZM118 153V152H117ZM122 153V152H121ZM152 153V152H151ZM172 153V152H171ZM176 153V152H174ZM180 153V152H179ZM81 154V153H80ZM89 154L87 151L85 153V155ZM99 154V153H97ZM134 154V153H133ZM173 154V153H172ZM177 154V153H176ZM182 154V152H181ZM184 154V153H183ZM92 155V154H91ZM95 155V154H94ZM121 155V154H120ZM128 155V153H127ZM130 155V153H129ZM178 155V154H177ZM138 156V154H137ZM142 156V154H141ZM191 156V155H190ZM86 157V156H85ZM90 157V156H89ZM113 157V156H112ZM129 157V156H128ZM133 157V156H132ZM161 157V156H159ZM179 157V156H178ZM177 157V158H178ZM78 158H82V157H79L78 155ZM122 158V157H121ZM134 158V157H133ZM183 158V157H182ZM181 158V159H182ZM185 158V157H184ZM183 158V159H184ZM84 159V156L83 158ZM86 159V158H85ZM85 159H84V163H85ZM95 159V158H94ZM120 158H118L119 160ZM130 159V158H128ZM136 159V157H135ZM163 159V158H161ZM165 159V158H164ZM79 160V159H78ZM122 160V159H121ZM131 160V159H130ZM160 160V159H159ZM111 161V160H109ZM137 161V160H136ZM139 161V160H138ZM180 160L178 159V162ZM182 161V160H181ZM69 162V161H68ZM118 162V161H117ZM128 162V161H126ZM143 162V161H142ZM166 162V161H165ZM164 162V163H165ZM163 163V164H164ZM185 162L182 161V165H184ZM90 164V163H89ZM120 164V163H119ZM117 164V165H119ZM142 164V163H141ZM168 164V163H167ZM171 164V163H170ZM169 164V165H170ZM123 165V164H122ZM121 165V166H122ZM136 165V164H135ZM178 165V164H177ZM100 166V165H99ZM99 166H98V169H99ZM120 166V167H121ZM133 166V165H132ZM143 166V164H142ZM168 166V165H166ZM172 166V164H171ZM174 166V164H173ZM181 166V165H180ZM84 167H85V164H84ZM114 167V166H113ZM112 167V169H113ZM116 167V166H115ZM123 169H124V165L122 166ZM178 167V166H177ZM185 167V166H183ZM103 168V167H102ZM117 168V167H116ZM127 168V167H126ZM175 168V167H174ZM109 169V168H108ZM135 169H136V166H135ZM180 169L182 168H179V171ZM185 169V168H183ZM189 169V168H188ZM86 170V169H85ZM190 170V171H191ZM101 171V170H100ZM123 171V170H121ZM133 171V170H132ZM141 171V170H140ZM178 171V172H179ZM186 171V170H185ZM189 171V170H187ZM88 172V170H87ZM98 172V173H97ZM96 174L97 175H101L99 171H97ZM105 172V171H104ZM109 172V171H108ZM20 175H26L27 173H24V172H19ZM18 173V174H19ZM30 175H36L38 174L39 176L37 177L36 182L39 183V184H44L46 185V187L48 185H51L49 186L47 189L48 191L45 193V195H43V197H46L47 199L49 200H53V199H59V200H55L56 202H60V201H64L66 203L70 202L71 200H73L75 197H79L81 198L80 196H87V195H75L71 192H69L68 190H66L65 188H62L58 185H56L54 182H52L51 180H49L48 178L42 176L41 174L39 173H35V172H29ZM90 173V172H89ZM93 173V172H92ZM95 173V172H94ZM93 173V174H94ZM124 173V172H123ZM133 173V172H132ZM180 173H182L180 171ZM185 172H183L184 174ZM112 173H110L111 175ZM182 174V175H183ZM91 175V174H90ZM95 175V176H97ZM185 175V174H184ZM183 175V176H184ZM108 176H109V173H108ZM114 176V175H113ZM142 176V175H141ZM2 177V176H1ZM93 177V176H92ZM102 177V176H101ZM122 177V176H121ZM140 177V176H139ZM189 177V176H188ZM192 177V175H191ZM14 178V177H13ZM115 178V177H114ZM117 178V177H116ZM115 178V179H116ZM130 178V177H129ZM184 179V177H182ZM187 178V177H186ZM15 179V178H14ZM33 179V178H32ZM140 179V178H139ZM106 180V178H105ZM5 181V180H3ZM102 181V180H101ZM184 181V180H182ZM21 182V181H20ZM25 182V181H24ZM29 182V181H28ZM32 182V181H31ZM140 182V181H139ZM147 182V181H146ZM145 182V183H146ZM2 183V182H1ZM23 183V182H22ZM148 183V182H147ZM146 183V184H147ZM150 183V182H149ZM12 184V183H11ZM32 184V183H31ZM35 184V183H34ZM104 184V183H103ZM106 185L108 184V182L105 183ZM110 184H113V183H110ZM122 184V183H121ZM144 184V185H146ZM183 184V183H182ZM14 185V184H13ZM19 185V183H18ZM109 185V184H108ZM120 185V184H118ZM143 185V187H145ZM149 185V184H147ZM146 185V186H147ZM4 186V185H3ZM30 186V185H29ZM37 186V185H36ZM122 187V185H120ZM17 187V186H15ZM23 187V186H22ZM39 187V186H37ZM119 187V186H118ZM120 187V188H121ZM142 187V186H140ZM139 187V188H140ZM149 187V186H147ZM108 188V187H107ZM154 188V187H153ZM1 189V187H0ZM14 189V188H13ZM30 189V188H29ZM122 189V188H121ZM144 189V188H143ZM149 189L150 188H145V190L149 192ZM152 189V188H151ZM10 190V189H9ZM32 190V189H31ZM30 190V191H31ZM44 190V189H43ZM42 190V191H43ZM58 190H63L62 193H58L60 191ZM8 191V190H7ZM45 191V190H44ZM57 191V192H56ZM121 191V190H120ZM119 191V192H120ZM151 191V190H150ZM155 191V190H154ZM153 191V193H154ZM173 192V191H172ZM20 193V192H19ZM25 193V192H24ZM28 193V192H27ZM37 193V191H36ZM145 193V192H144ZM143 193V194H144ZM151 194V192H149ZM152 193V194H153ZM3 194V193H1ZM123 194V192H122ZM149 194V195H150ZM35 195V194H34ZM33 195V196H34ZM155 195V194H154ZM20 196V195H19ZM26 196V195H25ZM24 196V197H25ZM42 196V195H41ZM153 196V195H152ZM28 197V195H27ZM42 197V198H43ZM63 197V198H61ZM89 198L88 201L86 202H90V204L93 206H96V208L100 209L101 207H103L104 209V212L102 213V215H98L99 217L102 218V216L106 215V217L108 216V218H110L112 221L119 215V213H116L110 206L108 205H101L100 202L98 200H96L94 197H90V196H87ZM155 197V196H154ZM17 199V198H16ZM40 199V198H39ZM151 199V198H150ZM149 199V201H150ZM168 199V200H169ZM19 200V198H18ZM3 201V200H2ZM38 201V200H37ZM47 201V200H46ZM81 201V199H80ZM139 200H137L138 202ZM75 201H72L71 203H73ZM83 202V201H82ZM155 202V201H154ZM50 203V202H49ZM151 203V202H150ZM37 204V203H36ZM59 204V203H57ZM35 205V204H34ZM68 205V204H67ZM90 205V206H91ZM138 205V204H137ZM149 205V204H148ZM53 206V205H52ZM78 206L80 207H84L85 210L88 208L89 209V213L91 211V207L87 205H85V202L83 203H80L78 204ZM151 206V205H150ZM38 207V206H37ZM50 207H51V204H50ZM49 207V209H50ZM56 207V206H55ZM62 207V206H61ZM147 207V206H146ZM149 207V206H148ZM53 208V207H52ZM67 208V207H66ZM78 208V207H77ZM42 209V208H41ZM87 209V210H88ZM95 209V208H93ZM16 210V209H15ZM45 210V209H44ZM51 210V209H50ZM61 210V208H60ZM49 211V210H47ZM52 211V210H51ZM57 211H58V208H57ZM70 211V210H69ZM74 211V210H73ZM154 211V210H153ZM13 212V211H12ZM22 212V211H21ZM33 212V211H32ZM50 212V211H49ZM56 212V211H55ZM152 212V211H151ZM45 213V212H44ZM53 213V212H52ZM52 213H50L52 215ZM62 213V212H61ZM64 213V212H63ZM78 213V212H77ZM95 213V212H94ZM163 213V212H162ZM4 214V213H3ZM14 214V213H13ZM55 214V213H53ZM56 214H60L59 211L58 213ZM69 214V213H68ZM83 214V213H82ZM156 214V213H155ZM160 214V213H159ZM10 215V214H9ZM38 215V214H37ZM54 216V215H53ZM70 216V215H69ZM156 216H158L156 214ZM19 217V216H18ZM47 217H48V214H47ZM160 217V216H159ZM7 218V217H6ZM13 218H16L15 216H13ZM12 218V219H13ZM52 218V217H51ZM56 218V216H55ZM61 218V217H60ZM70 218V217H69ZM160 219V220H159ZM3 220V219H2ZM22 220V219H21ZM53 220V218H52ZM57 220V218H56ZM62 220V219H61ZM74 220V219H73ZM89 220V219H87ZM7 221V220H6ZM9 221V220H8ZM16 221V219H15ZM14 221V222H15ZM39 221V220H38ZM64 221V220H63ZM67 221V220H66ZM13 221L11 220V223ZM19 222V221H18ZM28 222V221H27ZM61 222V221H60ZM98 222V221H97ZM5 223V222H4ZM8 223V222H7ZM10 223V222H9ZM21 223V222H20ZM33 223H37L33 221ZM54 225L55 224V220H54ZM94 223V222H93ZM15 224V223H14ZM13 224V225H14ZM62 224V223H60ZM99 224V223H98ZM7 225V224H6ZM12 226V224H10ZM37 225V224H36ZM65 225V224H64ZM63 225V226H64ZM67 225V224H66ZM75 225V224H74ZM101 225V224H100ZM9 226V227H11ZM21 226V225H20ZM0 227H1V223H0ZM3 227V225H2ZM19 228V226H17ZM17 227H16V230H17ZM66 227V226H65ZM69 227V225H68ZM156 227V226H155ZM13 228V227H12ZM15 228V227H14ZM13 228V229H14ZM61 228V227H60ZM67 228V227H66ZM88 228V227H87ZM108 228H111V230L113 231H117V232H122L121 230H119L116 226H109V227H100L98 228V232L101 233V235H103L104 233L108 232ZM43 229V228H42ZM52 229H54L52 227ZM51 229V230H52ZM62 229V228H61ZM71 229V228H70ZM2 230L4 232H8L12 229H9V228H2ZM15 230V232H16ZM67 230V229H66ZM86 230V229H85ZM96 230V231H97ZM33 231V229H32ZM81 231V230H80ZM14 232V231H13ZM20 232V231H19ZM46 232V231H45ZM91 232V231H90ZM89 232V233H90ZM104 232V233H102ZM77 233V232H76ZM82 233V232H81ZM2 234V233H1ZM58 234V233H57ZM75 234V233H73ZM124 234V233H122ZM45 235V234H44ZM43 235V239L44 237L46 238L47 235L44 236ZM87 235V234H86ZM114 235V233H113ZM1 236V235H0ZM9 236V234L7 235ZM11 236V235H10ZM79 235H77L78 237ZM106 235H104L105 237ZM5 237V236H4ZM40 239L39 240H42V237L41 235H37L36 236V239ZM74 237V236H73ZM90 237V236H89ZM94 237V236H92ZM102 236H99L98 238L96 239H104V238H101ZM110 237V235H109ZM48 238V237H47ZM108 238V237H107ZM1 239V238H0ZM6 239V238H5ZM8 239V238H7ZM60 239V238H59ZM75 239H78V238H75ZM120 239H127L126 236L125 237H121ZM175 239V238H174ZM180 239V240H181ZM108 240V239H107ZM119 240V238H118ZM38 242V240H36ZM43 241V240H42ZM42 241H39V242H42ZM97 241V240H96ZM103 241V240H102ZM114 241V239H113ZM120 241V240H119ZM182 241V240H181ZM67 242V241H66ZM111 242V240H110ZM116 242V241H115ZM115 242L113 243L115 245ZM125 242V241H124ZM45 243V242H44ZM109 245L110 243L107 242ZM127 243V242H126ZM182 243V242H181ZM36 245V243H34ZM39 244V243H38ZM41 244V243H40ZM112 244V243H111ZM112 244V245H113ZM127 245V244H126ZM188 245V244H187ZM122 246V245H120ZM125 247V246H124ZM134 247V246H133ZM114 248V247H112ZM135 248V247H134ZM138 248V247H137ZM120 249V248H119ZM125 249V248H124ZM128 249V248H127ZM115 250H116V247H115ZM114 250V251H115ZM129 250L131 249H128L127 252H129ZM142 250V249H141ZM145 250V249H144ZM126 251V250H125ZM146 251V250H145ZM119 252V251H118ZM125 252V253H127ZM113 253V252H112ZM117 253V252H116ZM116 253H114L115 257H116V260H117V256H116ZM120 253V252H119ZM121 254V253H120ZM129 254V253H128ZM140 254V253H139ZM61 255V254H60ZM134 255V254H133ZM132 255V257H133ZM113 256V255H112ZM130 256V254H129ZM128 255H126V258L129 257ZM136 256V255H135ZM135 256L133 258H135ZM121 257V256H120ZM119 257V258H120ZM46 258V257H45ZM48 258V256H47ZM138 258V257H137ZM39 259V258H38ZM51 259V258H49ZM55 259V258H53ZM78 259V258H77ZM121 259H123V257H121ZM129 259V258H128ZM128 259L124 260V262H121L122 263H126L128 262ZM136 259V258H135ZM134 259V260H135ZM139 259V258H138ZM136 259L137 262L135 263H139L141 260L139 259ZM79 260H82V258H80ZM86 260V259H85ZM92 260V259H91ZM94 260V259H93ZM92 260V261H93ZM113 260V259H112ZM131 260V259H130ZM42 261V260H41ZM74 261V260H73ZM88 263H90V260H87ZM119 261V260H118ZM139 261V262H138ZM51 262V261H50ZM50 262H45L44 264L46 263H50ZM112 262V261H111ZM115 262V261H114ZM113 262V264H114ZM120 262V263H121ZM145 262V261H143ZM23 263V262H22ZM58 263V262H57ZM62 263V262H61ZM87 263V262H86ZM116 263H119V262H116ZM115 263V264H116ZM129 263V262H128ZM134 263V264H135ZM24 264V263H23ZM52 264V263H50ZM81 264V263H80ZM83 264H85V262H83ZM110 264V263H109ZM131 264H133L131 262Z\"/></svg>", "mask_w": 264, "mask_h": 264}, {"label": "flooded vegetation", "instance_id": "af4514ba", "mask_svg": "<svg viewBox=\"0 0 264 264\" xmlns=\"http://www.w3.org/2000/svg\"><path fill=\"white\" fill-rule=\"evenodd\" d=\"M85 7H86V5H84ZM202 7V6H201ZM81 9H77V10H75V12H77L76 14H74L75 15V17L73 16L72 18H74V19H72V18H70L71 17V15H69V20H66V19H68L67 18V16H66V14L68 13V12H70L69 10L67 11V13L65 14V16L66 17H64V15L62 16L63 18H64V20H65V23H64V21H63V19H62V21L63 22H61V20L59 21L60 23H61V25L60 24H58V23H56V25H59L58 26V29L59 30H61V27L62 28H64L63 30H61L60 31V33L61 34H63V36H60V34H59V31H58V29H57V33L55 32L56 30H55V28H57V27H53V25L54 24H52V22L51 23H46L45 22V24H46V26L50 29V28H52V29H50V32H51V34H50V32H49V29L47 28V27H45V29H43L42 28V30H40L39 28H41V27H39V25L42 23L43 25H45L43 22H41L39 25H38V29H35V33H36V31L38 30L40 33L43 31V30H45V31H47L48 30V32H43V34H44V36H43V34H35L34 35V33H31L32 34V37H31V34L28 36V38L27 39H22V38H20V36H18L17 38H19V41L20 42H18V39H14V37H15V35L13 36V35H11V38H12V36H13V39H14V41H13V39H11L10 38V35L8 34L9 33V31H8V33H6L7 34V36L9 37H7L6 36V34L4 35L3 34V32L0 34L1 35V39H3V37L4 38H8V39H11L12 40V42H14L13 43V48H14V44H15V40L17 41L16 43H20V44H18L19 45V47H18V49L16 48H10V46H9V43L11 44V42H10V40H8V39H3L1 42H0V44L2 43H4L2 46L0 45V49L3 47V46H6V47H8V48H10L9 49V52L7 53V55H6V50L4 49H2V50H0V51H4L3 53H5V54H3L2 52H1V55H0V58L4 61V62H2V60H0V70H2L3 69V67H4V65H8V64H10V68L11 67H13L11 70H13V73H11L12 71L10 70V74H11V76L12 75H14L15 74V72H17V70L16 69H18V65H20V61L23 63L24 61H26L25 63H23L24 65L27 63V61H29V63H30V67H32V68H30L31 70L33 69V66H35L34 67V70L33 71H29L30 69H29V66H28V64H26V66L28 67V68H25V70H23V65L21 66V67H23L22 69H21V67H19V69H21V71L18 69V72L19 73H16V78L18 79V78H20V77H22V76H24V79L25 78H27V79H25V81L23 80V79H19V80H17V79H15V76L13 77L14 79H15V82H14V80L12 81V83L14 84V85H18L19 83H16L17 81H19V82H21L20 83V86H21V88H22V86H23V88H24V86H26L27 84L26 83H28V85L30 86L29 88L30 89H32L31 91L32 92H34V93H29V92H31L30 90L27 92L26 90H28V88H27V86L23 89V91L24 92H26V94H22V93H24L23 91H22V93H20L21 91L20 90H18L17 91V89H20L17 85L16 86H14L13 84H12V87L11 88H13L14 87V91L13 92H10V93H17L18 92V94L20 95H18V94H15L14 95V98H15V96L16 97H18V102L16 101V103L20 106V108H19V110L21 109V107L22 108H25L23 111H22V109L20 110V111H18L17 109H18V106L17 105H15L16 103H13V105H12V107L15 105L17 108L15 109L14 107V109L13 108H11L12 110L10 111V113H9V111H8V109H10V108H7L6 110H4V113L3 112H1V113H3V114H8V117L6 116V115H4V116H6L7 117V119H5V117L3 116V117H1L0 116V119H2V121H3V119H4V123H6L7 124V122L6 121H8V119L9 120H11V119H15V120H17V122H20V123H23V124H27V125H29V126H33V124L34 125H36V126H33L32 127V129L33 130H35L36 129V131H38V132H41V133H43L46 137H48L49 135L50 136H52V137H48L49 139H51V140H53V141H59L60 143H61V145H62V148H63V150L66 152V150H68V152H67V158H68V161L69 162H77V160L78 159H82L83 158V156H84V159H85V167H84V169H86L85 171L87 172V170H88V172L87 173H89V175L91 174L93 177L95 176V175H97L96 174V172L94 173L93 171H91L90 170V165H92L96 160H98V159H103L105 162L103 163V164H100V166H99V169H98V171L100 172V177H101V185L102 186H105L106 184V182H108V179H107V177H104V173L105 172H107V173H109V176H110V173H112L111 175H114V177L116 178H114V184H112V189H113V191L117 194V193H121L122 194V192H123V189H121L122 187L120 186V185H124V184H127L128 182H129V177L131 178V177H135L136 178V180H137V183H139L142 187H140V188H137V189H135V191H136V193H137V196L139 197L138 199H136L135 201H134V203H136V204H138V206L140 207V208H142L143 210H146V211H148L149 213H151L156 219H158V218H163L164 217V212L162 213H160L159 215L157 214V212H155V211H153V204L155 203L154 201H155V191H154V186L151 184V183H149L148 181V183L143 179V177H144V173L142 172V171H140L141 170V168L143 167L142 166V164H144V162H145V158H146V156L147 155H149L151 152L153 153V152H156V151H158V149L159 148H162L161 147V145H158L159 147H158V149H156L157 148V146L155 145V144H160L159 143V141L161 142V144H162V140L164 139V136H161V135H168L169 136V138L170 139H172V143H171V141L168 139V136L166 137L165 136V138H167V139H164V140H166L167 141V143L164 141V145H166V144H168V145H166V147L168 146V148L167 149H165L164 151H158V156H161V157H159V159H160V162L163 164L165 161V163H164V165H165V167H167L166 165H167V163L168 162H171V164H172V168H173V171H174V173H175V175H176V183L179 185V184H186V183H188L187 185H190V184H192V185H194L195 183H194V178H193V174L195 173V172H197V171H201V170H197V168H195L194 170H195V172H194V170L192 171L191 169L192 168H194V167H188L187 168V170H189V171H187L186 169H183V168H185V167H183V166H185V163H186V159L187 158H189V157H191L192 158V154H194L192 151H193V145L195 144V143H193V139H189V140H192V142L191 141H187V143L190 145V148H192V149H190L189 147H188V152H187V146H189V145H184V144H187L186 143V140H187V135H186V137H185V134L186 133H189L188 131H192L191 129H190V127H191V125L192 124H189V125H187L188 126V131L185 133L184 131H186V127H183L182 129H181V126H179V128L181 129L180 131H182V130H184V131H182V132H184L183 134H182V136H176V135H172L171 134V131H173V128H174V126L176 127V125L178 124V123H174L175 122V120L173 121V122H167L165 119L166 118H168L167 116H166V118H164L163 120H164V122H163V125H166L167 126V128L164 130V132L162 133V130L160 129L161 127L160 126H157V127H155L156 125H154V126H152V128L150 129V126L147 124V123H145V122H142V123H140V127H142V129L144 130H150V131H152V132H150V133H152V134H149V132H147V130L144 132L143 130H140V132H139V126H137V125H139V124H137V123H139V122H136L135 120H133L132 118H131V116H130V109L132 108V112H135L136 110V108H138V107H140V110H142V109H144V111H146V110H148V109H146L147 108V106H148V103L149 102H151V101H155L156 100V95L157 94H159V95H163L162 93H164V95L165 94H167V95H171V94H173L172 92L174 91V89L172 90V87L171 86H169V85H172V84H170V81L169 80H171V79H175L176 78V80H178L179 78L178 77H180V74L179 73H181V71H177L178 69H179V67H176V71L178 72V74H177V76L176 77H174L173 78V74L174 75H176V71H174V69L175 68H173V66H172V68H173V71H166V70H168V68H166L165 70L163 69L164 67H162V70H160L159 71V69H160V65L162 64H160L159 65V59L160 60H163L164 59V56H161V55H165V53L164 52H162L163 54H159V53H156V55H158L157 57H156V55L154 56V53H152V55H151V53H146L145 51V54H144V52L142 51L143 50V47H142V44H139V45H137V50L139 51V49H142L141 51L143 52V54H142V52L140 51L139 53L140 54H142L141 56L140 55H138L139 53H138V51H137V55H136V50L135 49H133V52H131L130 51V53L129 54H135L134 56H135V58L133 57V55H129L128 54V52L127 51H129L130 49H132L133 47H131V46H133V43L131 42V41H128V46L129 47H127L126 48V46H127V43H126V46H125V44H123V41H120V40H118L114 35H112V36H110L109 35V37H107L108 36V34H100V33H98V34H96V36H97V38H96V36H94V35H91L90 34V36H89V34L87 33V34H85V32L86 31H89L90 30V26L91 27H93V29L95 28H98V27H94V26H92V25H90V26H87V25H84V22H80V20L82 19V15H83V12H87V11H84L83 10V6L82 7H80ZM66 9V8H65ZM65 9H64V13H65ZM83 10V11H82ZM62 12V13H63ZM63 13V14H64ZM129 16V15H128ZM47 17V16H46ZM49 17V16H48ZM47 17V18H48ZM130 17V16H129ZM50 19V17L48 18V20ZM70 19H71V21H70ZM50 20H52V21H54L55 19H53V18H51ZM75 20V21H74ZM45 21H47V20H45ZM68 23H71V24H68ZM72 21H74V22H72ZM76 21H78L79 23H77ZM42 24L40 25V26H42ZM51 24V25H50ZM63 24V25H62ZM73 24H74V28H76L77 29V32H80V33H77L76 32V34H75V29L74 28H72V30H71V28H69V27H73ZM76 24V25H75ZM65 25H67L68 27H65ZM70 25V26H69ZM52 26V27H51ZM76 26V27H75ZM32 27L33 28H37V25H32V26H30L29 28H31L32 29ZM78 27V28H77ZM85 27V28H84ZM47 28V29H46ZM69 28V29H68ZM80 28V29H79ZM7 30H10V29H8V28H6ZM66 29V30H65ZM83 29H85L84 30V32L82 31ZM105 30H108L109 29V27H105L104 28ZM53 30V31H52ZM55 30V31H54ZM70 30H71V32H70ZM112 30V29H111ZM16 31V30H15ZM64 31V32H63ZM1 32V31H0ZM33 32V31H32ZM14 33V32H13ZM52 33H53V35L56 33V35H58V36H56L55 37V35L53 36L52 35ZM70 33V34H69ZM81 33H82V35H81ZM104 33V32H103ZM112 33V32H111ZM25 34H28L27 32H25ZM46 34V35H45ZM69 34V36H67ZM73 34V35H72ZM80 34V35H79ZM85 34V35H84ZM24 35V34H23ZM41 36L42 35V37H40V41L39 40H37L35 37H33V36ZM71 35H72V39H73V42H72V39L71 40H68L69 38H71ZM74 35H76L75 37H74ZM88 35V36H87ZM104 35V36H103ZM39 36H38V38H39ZM53 36V37H52ZM59 36H60V38H59ZM84 36V37H83ZM92 36V37H91ZM104 38H102V37ZM106 36V37H105ZM22 37V36H21ZM23 37H25V35L23 36ZM30 37V38H29ZM62 37V38H61ZM67 37V38H66ZM74 37V38H73ZM79 37L80 38H82V39H80L79 40ZM89 39H88V38ZM93 37H94V39H93ZM101 39H100V38ZM26 38V37H25ZM33 38H35L36 40H37V42H36V40H33ZM53 38V39H52ZM58 39L59 41L57 42L56 41V43H55V39ZM64 38V39H63ZM76 38V39H75ZM87 38V39H86ZM0 39V40H1ZM30 39V40H29ZM32 39V40H31ZM45 39V40H44ZM51 39V40H50ZM64 41H66V42H64L63 43V40ZM75 39V40H74ZM84 39V40H83ZM100 39V40H99ZM117 39V40H116ZM8 40V41H7ZM21 40H22V42L25 40L26 41V43H25V41L23 42V44H21L22 42H21ZM27 40H29V41H31V43H29ZM54 40V41H53ZM60 40H61V42H60ZM83 40V41H82ZM93 40H94V43H95V45H92L91 46V42L90 41H92V44H94L93 43ZM6 42V44H8V45H5V42ZM35 43H34V42ZM38 41L40 42V45H41V43L43 44L42 46H38L36 43H38ZM50 41L52 42V43H50ZM67 41H68V44H70L71 42V44L69 45V46H67L68 44H66L67 43ZM86 41V42H85ZM99 41H100V43H99ZM103 41H104V44H102L103 43ZM107 41H108V43H107ZM117 41V43L116 44H118V42H119V45L120 46H124V47H121L122 48V52L123 53H121V51H119L120 49V46L119 45H116L115 46V42ZM9 42V43H8ZM48 42V43H47ZM89 42V43H88ZM112 42H114V43H112ZM122 42V43H121ZM125 42H127V41H125ZM131 42V44H129ZM29 45H28V44ZM34 43V44H33ZM47 43V44H46ZM62 43H63V45H62ZM76 45H75V44ZM78 43H82L81 45L80 44H78ZM84 43V44H83ZM86 43V44H85ZM98 43V44H97ZM110 43V44H109ZM112 43V44H111ZM30 44H32V45H34V46H36V48H37V53L39 54V51H42V48H44V49H47V51L46 50H44L43 49V51L45 52V53H47L48 55H50V52H51V55H54V58H52V57H47L48 55L46 54L45 55V53H42V55H37L36 53H33L32 51V46L30 45ZM36 44V45H35ZM39 44V43H38ZM49 44V45H48ZM54 44H56V46H57V48H58V51H59V53H57V48L54 50V48L56 47V46H54ZM58 44V45H57ZM59 44L62 46V48H61V46L60 47H58L59 46ZM88 44V45H87ZM90 44V45H89ZM103 46H102V45ZM123 44V45H122ZM16 46L15 47H17L18 45L17 44H15ZM22 45V46H21ZM27 45V46H26ZM45 45H47L46 47H45ZM78 45V47L76 48V50H75V48H74V50L75 51H69V49L71 50L72 48H73V46H77ZM86 45L87 46H91L90 48H93V50H91V52H89V50H86V49H88L89 47H86ZM97 45V46H96ZM100 45H101V47L102 48H100ZM104 45H105V48H104ZM12 46V45H11ZM23 47V46H26V47H28V46H31V48L29 49V47L28 48H26V53H27V50L29 49V51H30V57L33 59V58H37L38 59V57H39V59L38 60H40V56L42 57L43 56V54H44V57L42 58V60H40V61H42L41 63V65H43V66H40L39 64H40V61L38 62V61H36L37 62V64L35 65V64H33V63H36L35 61H31L28 57L29 56H27V58H26V55H22V53H21V51L23 52V54H24V51H25V49H22L21 50V47ZM44 46V47H43ZM50 46V47H49ZM66 46H67V48H66ZM70 46H72V47H70ZM108 46H111V47H108ZM117 48V50L116 51H118V53H115L116 51H115V48ZM141 46V47H140ZM6 47H3V48H6ZM38 47H39V49H38ZM68 47H70V48H68ZM113 47V48H112ZM131 47V48H130ZM7 48V49H8ZM23 48H25V47H23ZM49 48V49H48ZM64 48V49H63ZM78 48H80V52L79 51H77L78 50ZM83 48V51H81V49ZM97 48H99V49H97ZM114 49V52H113V50L112 49ZM123 48H124V51H123ZM12 49V51L13 50H21L20 51V54L23 56V57H21V55H20V59L21 58H24V56H25V60L24 59H18L19 57H17V55H18V51H16V52H18V53H16L17 55L16 56H14V59H15V61H14V59H13V56L12 57H9L10 56V54L9 53H11L10 52V50ZM68 49V50H67ZM96 49V50H95ZM102 49H105V51H106V53L104 52V53H102L103 51H102ZM109 49V50H108ZM111 49V50H110ZM126 49V50H125ZM49 50V51H48ZM54 50V52L55 53H53L52 51ZM61 50V51H60ZM14 51V52H15ZM34 51H35V47H34ZM35 51V52H36ZM62 51L63 52H65V54H66V52H67V54L65 55V54H63L62 55V57H64V55L67 57V58H62L60 55L62 54ZM100 51H102L101 53H100ZM110 51H111V53H110ZM76 52V53H75ZM78 52V53H77ZM86 52V53H85ZM31 53H32V55H33V57L31 56ZM69 53H71L72 54V58L70 57V55L71 54H69ZM75 53V54H74ZM94 53H95V55L97 56H95L94 55ZM102 54V55H99L98 56V54ZM120 53H121V56H119L120 55ZM125 53H126V55H125ZM8 54H9V56H8ZM15 54V53H14ZM40 54H41V52H40ZM55 54H56V56H55ZM60 54V55H59ZM74 54V55H73ZM104 54H106V55H104ZM110 54H111V56H110ZM118 54V55H117ZM122 54H123V56H122ZM147 54V55H146ZM184 53H182L181 54V56L183 55ZM187 54V55H186ZM190 54H192V52H190L189 53V51H188V53L186 52L185 53V55L183 56V57H185V56H188L187 58L188 59H192V56L190 55ZM3 55V56H2ZM13 55V54H12ZM34 55H36V56H38V57H34ZM79 55V56H78ZM85 55V56H84ZM88 55H89V57H88ZM109 55V56H108ZM114 55H115V58H113L114 57ZM128 55V57L131 59H129V58H127L131 63H133L134 62V65L133 64H131L130 62V64L132 65V67H130V64H127V65H129V66H125V64L126 63H128V60L127 59H125V57L124 56H127ZM149 55V56H148ZM152 56V58H155L156 59V61H158V62H156L154 59H153V61L152 60H150V57ZM3 58H2V57ZM6 56H8L9 58H11V59H9V58H7ZM46 56V57H45ZM58 56V57H57ZM75 56V58H74V60H73V57ZM101 56V57H100ZM109 58H108V57ZM136 56H139V57H136ZM142 56H144V58L142 57ZM146 56H148L149 57V59H148V57H146ZM70 57V58H69ZM77 57V58H76ZM82 57V58H81ZM85 57H86V59H85ZM92 57H94V58H92ZM98 57L100 58V59H98ZM120 57V58H119ZM122 57H124V59L123 60H126V61H122ZM142 57V58H141ZM145 57L147 58L146 60H145ZM7 58V59H6ZM18 60H20V61H18ZM44 58L45 59H47L48 61H49V63H48V61L47 60H45L44 61ZM57 58V62H56V59ZM79 58V59H78ZM105 58V59H104ZM110 58H112L111 60H112V62H114V63H112L111 62V60H110ZM116 58H118V60L116 59ZM132 58H134V59H132ZM138 58V59H137ZM157 58H158V60H157ZM9 59V60H8ZM60 59V60H59ZM81 59V60H80ZM82 59H84V61L82 60ZM98 59V61L96 62V60ZM115 59V60H114ZM141 61H140V60ZM143 59H144V62H142L143 61ZM6 60H7V62H6ZM11 60V61H10ZM17 60V61H16ZM34 60V59H33ZM53 60L57 63H54L53 62ZM63 60H64V64H63ZM66 60H67V62H66ZM69 60V61H68ZM74 61L73 63L71 62L70 64H69V62L70 61ZM77 60V61H76ZM94 60V61H93ZM102 60V61H101ZM104 60H106V61H104ZM117 60V61H116ZM132 60H133V62H132ZM136 60V61H135ZM150 60V62H147L148 64H146L145 62L146 61H149ZM174 60V62H177L174 58L171 60V61H173ZM138 61H139V63H138ZM155 61V62H154ZM1 62H2V64H1ZM6 62V63H5ZM11 62H12V64L14 65H12L11 64ZM17 62H18V64H17ZM33 62V63H32ZM46 64H45V63ZM50 62H52L51 64H50ZM59 62H62V63H59ZM89 62V63H88ZM93 62H95L94 64H93ZM108 62V63H107ZM110 62V63H109ZM136 62V63H135ZM142 62V63H141ZM160 62H162V61H160ZM173 62V63H174ZM193 62V61H192ZM4 63V64H3ZM8 63V64H7ZM21 63V64H22ZM39 63V64H38ZM58 63L59 64H61L63 67H65L66 69H67V73H65L66 72V70H65V68H63V67H61L60 65H58ZM68 63V64H67ZM76 63V64H75ZM85 63H86V68H85ZM97 63H98V67H97ZM106 63V64H105ZM112 63V64H111ZM125 63V64H124ZM151 63V64H150ZM153 63H155L154 65H153ZM173 63L172 62H169V64L170 65H173ZM17 64V65H16ZM55 64V65H54ZM91 64V65H90ZM96 64V65H95ZM109 66V67H105L106 69H104L103 68V66ZM111 64V65H110ZM143 64H144V72H143V68L141 67V65L143 66ZM3 65V66H2ZM12 65V66H11ZM33 65V66H32ZM40 67H39V66ZM44 65H46L45 67H44ZM52 65H54V66H52ZM65 65V66H64ZM77 65V66H76ZM84 65V67H82ZM90 65V66H89ZM99 65H101V66H99ZM135 65H136V67H135ZM145 65H146V67H145ZM149 65V66H148ZM159 65V66H158ZM174 65H175V63H174ZM1 66H2V68H1ZM37 66V67H36ZM76 68H75V67ZM92 66H94V67H92ZM115 66V67H114ZM124 66H125V70H127L128 68H131L132 69V71H131V69H129L128 71H125L124 70ZM134 66V67H133ZM137 66H139V67H137ZM147 66H148V68L150 69V71H151V73H150V71H148L147 70ZM152 66V67H151ZM153 66L155 67V69L157 68L158 69V71L157 70H154V69H152L153 68ZM178 66V65H177ZM183 64H182V67H180V69L182 68V69H184L185 67H186V65H185V67L183 68ZM9 67V66H8ZM8 67H7V69H8ZM38 67H39V70H38ZM41 67H42V69H41ZM44 67V68H43ZM49 69H48V68ZM55 67H56V69H55ZM57 67H61V68H63V69H61V71H60V69L58 68L57 69ZM72 67V68H71ZM81 67V68H80ZM89 67V68H88ZM95 68V69H90V68ZM97 67V68H96ZM128 67V68H127ZM175 67V66H174ZM6 68V67H5ZM4 68V70H6L7 71V75H6V72H2L1 71V74L0 75H2V73H3V75H4V73H5V77L3 76H0V82H1V79H2V81L4 80V81H7V82H4L3 81V83L4 84H8L9 85V87L11 86V79H10V74H8V70L7 69H5ZM36 68V69H35ZM45 68H47V71H45L46 73L48 72V70H49V74L47 73H45V72H43L44 70H46ZM78 68V69H77ZM85 68V69H84ZM100 68H102L100 71H99V73H97L98 71H96L95 72V70L97 69V70H99ZM108 68V69H107ZM114 68H115V70H114ZM127 68V69H126ZM133 68H135V69H133ZM136 68H137V70H136ZM51 69V70H50ZM69 69H75V70H69ZM82 69V70H81ZM90 69V70H89ZM103 69H104V71H103ZM110 69V70H109ZM141 69H142V71H141ZM23 70V71H22ZM41 70V71H40ZM56 70H57V75H56ZM83 70H84V72H83ZM86 70V71H85ZM88 70V71H87ZM92 70V71H91ZM94 70V71H93ZM105 70L108 72V74L106 75V72H105ZM135 72H134V71ZM147 70V71H146ZM163 70H164V72H163ZM171 70V69H170ZM25 71H29V75H26L27 74V72L26 73H24ZM58 71H60V73H58ZM70 73H69V72ZM117 71H118V73H117ZM162 71V72H161ZM168 73H166V72ZM34 72V73H33ZM51 72V73H50ZM73 72V74H71ZM87 72V73H86ZM104 72H105V76H103L104 75ZM116 72V73H115ZM121 72V73H120ZM129 72V73H128ZM138 72V74H136ZM160 72L161 73H163V74H160ZM186 72H187V70H186ZM185 72V73H186ZM21 73H23V75L21 76ZM38 73V74H37ZM63 73H65V74H63ZM84 73V74H83ZM91 73V74H90ZM94 73V74H93ZM96 73H97V75H96ZM100 73H101V75H100ZM115 73V74H114ZM127 75H125V74ZM132 73H135V76L132 74ZM143 73H146V75H144ZM19 74H20V76H19ZM38 76H37V75ZM45 74V75H44ZM52 74H53V76H55V77H53L52 76ZM60 74V75H59ZM89 74V75H88ZM99 74V75H98ZM144 76H142V75ZM149 74H150V77H149ZM155 74V75H154ZM156 74H158V76L156 77ZM166 74H167V76H166ZM169 74H171L170 76H169ZM43 75H44V77H43ZM49 75V76H48ZM52 77H51V76ZM62 75V77H60ZM64 75H66V78H68L69 76H67V75H70V77H69V79L67 80V81H69L70 82V84H68V85H66V83H64V82H67L65 79V81L64 80H60V79H63V77H64ZM79 75V76H78ZM87 75V76H86ZM91 75V76H90ZM94 75V79L92 78V76ZM112 75V76H111ZM131 75H132V77H131ZM161 75H163V77H161ZM164 75H165V80H168V78H170L167 82L166 81H164L163 82V79H164ZM6 76L8 77V76H10V77H8L10 80L8 81V78L6 79ZM19 76V77H18ZM27 76V77H26ZM48 76V77H47ZM99 76V77H98ZM100 76H101V78L103 79V77H104V79H103V81H101V78H100ZM106 76H107V78L108 79H105L106 78ZM108 76H111V78L110 77H108ZM118 76V77H117ZM121 76H123V77H121ZM146 76V77H145ZM2 77V78H1ZM43 77V78H42ZM49 79V80H51L50 81V84H48L49 83V80L47 79V78ZM51 77V78H50ZM60 77V78H59ZM80 77H81V79H83V80H81L80 79ZM87 77V78H86ZM90 77H91V80H90ZM96 77V78H95ZM136 77L138 78V79H136ZM139 77H140V79H139ZM148 77V78H147ZM151 77H153V78H156V79H152ZM6 80H5V79ZM23 78V77H22ZM35 78V79H34ZM54 78V79H53ZM65 78V77H64ZM125 78H126V80H125ZM130 78H131V80H132V82H131V80H130ZM132 78H135L136 79V81H134V79H132ZM141 78H143V79H141ZM158 78H160V80L158 79ZM167 78V79H166ZM37 79V80H36ZM60 81H59V80ZM72 79H73V81H74V83L73 82H71L72 81ZM77 79V80H76ZM80 79V80H79ZM97 79H99V81L97 80ZM112 79V80H111ZM145 79V81H143V82H141L142 80H144ZM151 79V80H150ZM158 79V80H157ZM47 80V81H46ZM53 80H55V81H53ZM76 80V81H75ZM79 80V81H78ZM84 80H85V82H84ZM97 80V81H96ZM115 80V81H114ZM127 80H130V82L129 81H127ZM141 80V81H140ZM33 81V82H32ZM34 81H35V83H34ZM40 81H41V83H40ZM64 81V82H63ZM96 81V82H95ZM100 81L102 82V86H101V83H100ZM106 81V82H105ZM111 83H110V82ZM116 81H117V83H116ZM121 81V82H120ZM154 82V83H152V82ZM158 81L159 82H162V84L161 83H158ZM172 81V80H171ZM175 81V80H174ZM24 82H25V84H24ZM57 82V83H56ZM59 82H61V84L59 83ZM68 82V83H69ZM77 82V83H76ZM78 82H80V83H78ZM88 82V83H87ZM95 82V83H94ZM99 82V83H98ZM105 82V83H104ZM109 82V83H108ZM113 82V83H112ZM120 82V83H119ZM127 82H128V85H127ZM138 82V83H137ZM140 82H141V84L143 85V87L142 86H140L141 84H140ZM147 82V83H146ZM149 82V83H148ZM169 82V83H168ZM176 82H178V81H176ZM16 83V84H15ZM62 83L64 84V87L62 86ZM86 83V84H85ZM93 84V86H94V89H95V91H93L94 89H93V87H91V85ZM97 83V84H96ZM116 83V84H115ZM121 83H122V85H121ZM135 83H137V84H135ZM152 83V84H151ZM155 83H158L157 85L155 84ZM168 85H167V84ZM4 84H1L0 85V89H4L5 88V85ZM38 84H40V85H38ZM46 84H48V85H46ZM60 84V85H59ZM76 84H77V86H76ZM80 84H81V86H80ZM99 84V85H98ZM104 84H105V86H104ZM107 84H108V87H107ZM118 84V85H117ZM125 84V85H124ZM148 84V85H147ZM34 85H35V87H34ZM43 85H44V87H43ZM56 85H57V88H56ZM85 85H87L86 87H85ZM90 85V86H89ZM114 85V86H113ZM120 85V86H119ZM133 85H135V86H133ZM136 85H138V87L140 88H138L137 90L134 88V87H137ZM145 85V86H144ZM159 85H161L160 87H159ZM38 86V87H37ZM69 86V87H68ZM75 88H74V87ZM99 86H101L102 87V90H101V87H99ZM119 86V87H118ZM123 86V88L127 91H124V89L122 88V90H121V87ZM127 86V87H126ZM149 86V87H148ZM155 86H156V90H155ZM162 86H163V88H164V90H163V88H162ZM164 86H166V87H164ZM17 89H16V88ZM45 87H48V88H45ZM53 87H54V89H53ZM60 87V89L62 90H60V89H58ZM64 88V90L62 89V88ZM68 87V88H67ZM71 87V88H70ZM79 87V88H78ZM85 87V88H84ZM89 87V88H88ZM91 87V88H90ZM112 87H114V88H112ZM130 87H132V88H134L137 92V94H134V92H135V90H133L132 88H130ZM146 87V90L145 91H143L144 90V88ZM153 87H154V89H153ZM167 87H168V89L169 90H167ZM36 88V89H35ZM41 88V89H40ZM43 88H44V90H43ZM50 88V89H49ZM70 88V89H69ZM74 88V89H73ZM78 88V89H77ZM82 88V89H81ZM158 88H159V90H158ZM7 89H8V86H7ZM7 89L5 88L4 89V91L6 90L7 91ZM15 89H16V91L17 92H15ZM38 89H40V90H38ZM47 89V90H46ZM57 89H58V91H57ZM66 89H68V91L66 90ZM92 89V90H91ZM97 89H98V91H100V93L97 91ZM100 89V90H99ZM104 89V90H103ZM106 89H107V91H106ZM109 89V90H108ZM110 89H111V91H110ZM117 89H118V91H117ZM132 89V90H131ZM148 89H149V91H148ZM170 89H171V91H170ZM11 89H9L8 91H10ZM13 90V89H12ZM44 91L43 93H42V91ZM55 92H54V91ZM85 90V91H84ZM119 90H120V92H119ZM131 92H130V91ZM140 90V91H139ZM166 90V91H165ZM52 91V92H51ZM64 91V95H63V92ZM70 91V92H69ZM87 91V94L85 93ZM157 91H160V92H157ZM167 91H170V92H167ZM47 92V93H46ZM49 92H51V95L49 94ZM55 94H54V93ZM58 92H61V93H58ZM83 93V95L81 94V93ZM90 92H92V93H90ZM114 92V93H113ZM129 92V93H128ZM141 94H140V93ZM142 92H143V94H142ZM150 92V93H149ZM40 93H41V95H40ZM44 93H46V94H48V96H45L46 94H44ZM104 93H106V94H104ZM119 95H117V94ZM161 93V94H160ZM170 93V94H169ZM35 94V95H34ZM38 94V95H37ZM53 94V95H52ZM79 94V95H78ZM101 94V95H100ZM115 94L118 96H116L117 98H119V100L118 99H116V98H111L110 97V95L111 96H115ZM121 94L123 95V96H121ZM125 94H127V96H131V95H133L134 96V101H132V99L133 98H130V97H127ZM18 95V96H17ZM23 95V96H22ZM32 95V96H31ZM42 95H44V96H42ZM50 95V96H49ZM65 95H67L66 96V99L65 98H62L63 96L65 97ZM70 95V96H69ZM74 95H76V96H74ZM82 95V96H81ZM125 95V96H124ZM138 97H137V96ZM166 95V96H167ZM174 95V94H173ZM24 97V96H27V97H29V98H26V97H24V98H26V100L27 99H29L30 101H26V100H24V98H23V100H22V97ZM32 98H31V97ZM54 96H56V97H54ZM106 96V99L108 100V99H112L113 100V102H111L112 104L114 103V101H115V103L116 104H113V106L114 105H116L117 106V104H118V106L116 107V106H114V108H113V106L112 107H109V104L110 103H107V101H106V99L104 98ZM132 96V97H133ZM148 96V97H147ZM158 96V95H157ZM36 97V98H35ZM47 97V98H46ZM50 97H52V99H50ZM59 97L61 98V99H59ZM71 97V98H70ZM74 97H77L76 99H74ZM88 99V100H86V98ZM101 97V98H100ZM107 97H109V98H107ZM120 97H123L122 99L120 98ZM143 97V98H142ZM146 97V98H145ZM152 99H151V98ZM153 97H154V99H153ZM81 98V99H80ZM83 98L86 100V101H84L83 100ZM97 98V99H96ZM103 99L100 103H99V101L100 100H98V99ZM127 98V100H125ZM151 100H150V99ZM42 99L44 100L43 101V103H42ZM46 99V100H45ZM53 99H55V100H53ZM74 99V100H73ZM110 99V100H111ZM131 99V100H130ZM135 99H136V102H137V100H138V104L135 102ZM141 99H142V104L140 103L141 102ZM163 99V98H162ZM17 100V99H16ZM20 100H22L23 102H25V103H20L21 101ZM68 100V101H67ZM69 100H71V101H69ZM78 100V101H77ZM97 100V102L95 103L94 101H96ZM106 102H105V101ZM126 101V103L125 102H122V101ZM131 102H130V101ZM150 100V101H149ZM20 101V102H19ZM52 103V104H49L50 102ZM75 101V103H73ZM80 101V102H79ZM90 103H89V102ZM117 101H119V103L117 102ZM127 101H129V102H127ZM46 102H47V104H48V106H46L47 104H46ZM49 102V103H48ZM54 102V103H53ZM58 102V103H57ZM66 102H68V103H66ZM87 102V103H86ZM105 103L107 106L105 107V105H102L103 103ZM124 103L123 104V106L121 105L122 103ZM132 102H135V104H136V108H133V106H135V104L133 105V106H130V104H132ZM30 104V106H32V108H30L29 107V109H27L28 107H26V106H29V104ZM39 103V104H38ZM46 105H45V104ZM65 103V104H64ZM129 104V106H128V104ZM139 103H140V106H138L139 105ZM33 104V105H32ZM42 104H43V107H42ZM54 104V105H53ZM67 104V106H65ZM71 104H72V106H73V104L75 105V108H76V115L79 117V119H80V124H81V126H83L82 128H84L86 131H87V133H88V135H89V133H90V135L89 136H91L92 135V141H93V143L97 146V147H99V148H101V147H103V146H106V145H110L111 143H112V145H113V143L114 142H116L117 141V143H115L114 145H113V147H111V151H107V150H96L95 151V153H89V154H87V155H85V153H86V151L85 150H83V148L81 147V146H79V144H80V141H79V139L77 138V137H74V136H72L71 134H69L70 133V131H69V124H68V121H67V119H66V117H67V114H68V112L71 110V108L72 107H70L71 106ZM86 104H87V107H86ZM94 104H95V107H94ZM97 104H98V106H101L102 107V109H103V111H102V109L100 108V111H98L97 110V108H99V107H97ZM112 104H110V106L112 105ZM126 104V105H125ZM44 105L46 106V108H44ZM49 105H50V107H52L51 109H50V107H49ZM88 105L90 106V108H88ZM127 106L126 107V109H125V106ZM40 108V107H42V108H38V107ZM55 106V107H54ZM78 106V107H77ZM85 106V107H84ZM91 106H92V108H91ZM120 106H122L121 108H123L124 107V110H121V108H120ZM33 107H35V108H33ZM36 107H37V109H39V110H37L36 109ZM49 107V108H48ZM115 107L117 108V109H115ZM120 109H119V108ZM56 108V109H55ZM67 108V109H66ZM86 108H87V110H86ZM96 108V109H95ZM106 108H107V110H106ZM114 110L115 109V111H111L112 109ZM28 111H27V110ZM53 109V110H52ZM59 109V110H58ZM85 109V110H84ZM89 109L91 110V111H89ZM95 109V110H94ZM110 109V110H109ZM135 111H134V110ZM29 110H30V112H29ZM31 110H33V112L31 111ZM36 110H37V112H38V116L36 115ZM69 110V111H68ZM92 110H94V112L96 111H98L97 113H100L102 116H103V118H101V116L100 117H95V116H93L91 113H90V115L89 116H91L92 115V117H87L88 115H86V114H89V112H93ZM117 110V111H116ZM120 110V111H119ZM6 111V112H5ZM13 111H14V113H17L18 112V114H19V116H18V114H15L14 115V113H13ZM15 111H17V112H15ZM24 111H27V112H29V113H27V115H25L24 116ZM41 111H44V112H42L41 113ZM50 111V112H49ZM52 111V112H51ZM109 112V114H108V112ZM120 113H119V112ZM128 111V112H127ZM11 112H12V117H11ZM35 112V113H34ZM59 112V113H58ZM85 112V113H84ZM86 112H88V113H86ZM114 112H118V114H120V116L118 115V114H115ZM124 112V113H123ZM148 112V111H147ZM1 113H0V115H1ZM32 113H33V115H34V117H33V115H32ZM51 113V115H49ZM55 113V115H53ZM112 113V114H111ZM122 113V114H121ZM9 114H10V116H9ZM25 114H26V112H25ZM40 114H43L44 115V117H43V115H40ZM104 114V115H103ZM125 114V115H124ZM29 115V116H28ZM47 115H48V117H47ZM82 115V116H81ZM84 115H86V117H84ZM106 115V116H105ZM107 115H111V117H113V118H111V119H114V115H116L115 117L117 118L118 116H119V118L122 116V118H120L121 119V121H119V118H117V120H115L114 119V122H116V121H119L120 122V124L121 125H123V127L120 125V127H119V125H112V123H110V121L112 122L113 120H111L110 119V117H108ZM113 115V116H112ZM26 116H28V117H26ZM30 116H31V118H30ZM39 116L42 118H39ZM55 116V117H54ZM32 117H33V121H32ZM37 117V118H36ZM50 117V118H49ZM35 118V119H34ZM39 118V119H38ZM62 118V119H61ZM95 118H101V119H103V121H106L107 123L109 122V124H111L110 125V127L111 128H109V126L107 127V128H109V130L107 131H105V133L106 132H110V134L111 135H109V133H106V136L108 137V139H106V141L105 140H103L102 139V137H97V133H99L100 131H98V128H96V127H93L97 122H95V124H93L94 123V121H96L95 120ZM108 118H109V120H108ZM125 118V119H124ZM59 119V120H58ZM15 120H12V121H15ZM24 120V121H23ZM34 120L36 121V120H38V121H36L35 123H32V122H34ZM64 120V121H63ZM158 120H160V119H158ZM171 120V119H170ZM123 121V123L125 124H123V123H121ZM125 121V122H124ZM178 121V119L176 120V122ZM180 121V122H179ZM178 122L181 124V119L179 120ZM63 122H65V124H61V123ZM87 122V123H86ZM102 122V121H101ZM113 122V123H114ZM132 122H136V123H134V127L132 126ZM37 123V124H36ZM54 123V126L52 125ZM55 123L57 124V125H55ZM67 123V124H66ZM90 123H92V124H90ZM106 123V125H109V124H107ZM129 123H131V126H129ZM30 124H32V125H30ZM116 124V123H115ZM128 124V126H126ZM175 124V125H174ZM184 124V123H183ZM182 124V125H183ZM58 125H61L62 126V128H61V126H59L58 127ZM63 125H65V126H63ZM93 125V126H92ZM136 125V126H135ZM179 125V124H178ZM177 125V126H178ZM37 126L39 127V128H37ZM88 126V127H87ZM126 126V127H125ZM190 126V127H189ZM34 127H36V128H34ZM55 127V128H54ZM90 127V128H89ZM103 127H104V125H103ZM129 127V128H128ZM138 127V128H137ZM87 128V129H86ZM97 130H96V129ZM102 128V127H101ZM100 128V129H101ZM124 128V129H123ZM132 128V129H131ZM134 128V129H133ZM153 128L156 130H158V131H161V134L160 135H155V133H154V131H153ZM46 129V130H45ZM113 129V131H111ZM122 129V130H121ZM126 129H128V130H126ZM130 129V130H129ZM141 129V128H140ZM160 129V130H159ZM56 130H60V131H56ZM94 130H96V131H94ZM123 130H125V131H123ZM170 130V131H169ZM49 131V132H48ZM55 131V132H54ZM62 131V132H61ZM68 131V132H67ZM91 131V132H90ZM120 131H121V133H120ZM133 131V132H132ZM141 131H142V134L144 135L143 137L140 135V133H141ZM157 131V132H158ZM61 134H60V133ZM93 132H94V135H93ZM112 132V133H111ZM118 132L120 133V134H122V132H123V136H120L119 134H118ZM126 132V133H125ZM130 132V133H129ZM156 132V133H157ZM175 132V131H174ZM174 132H172L173 134H174ZM193 132V131H192ZM192 132H191V134H192ZM51 133H52V135H51ZM139 135H137V134ZM166 133H168V134H166ZM58 136H57V135ZM60 134V135H59ZM175 134H177V133H175ZM190 133H189V135H191ZM62 135V137H61V139H60V136ZM109 135V136H108ZM146 135H148L147 137H146ZM149 135H150V137H149ZM67 136H69V137H67ZM66 137V138H65ZM104 137V136H103ZM141 137V138H140ZM157 137V138H156ZM160 137H163L162 139L160 138ZM172 137V138H171ZM180 137V138H179ZM185 137V139H182V138H184ZM55 140H54V139ZM57 138V139H56ZM59 138V139H58ZM68 138V139H67ZM100 138V139H99ZM137 138V139H136ZM180 139V141H177V139ZM64 139V140H63ZM130 139L132 140V139H134V142H139L140 141V143H138L137 145L135 144V145H133V143H131V141H130ZM143 139H146V142H145V140H144V142H142L143 141ZM150 139H152V140H150ZM158 139V140H157ZM62 140H63V142H62ZM102 140H103V142H105V143H103L102 142ZM127 140H129V142H127ZM142 140V141H141ZM148 140V141H147ZM154 140H156V141H154ZM169 140V141H168ZM183 140H185V143L183 142ZM72 141V142H71ZM79 141V142H78ZM133 141V140H132ZM174 141H176V142H174ZM107 142V143H106ZM170 142V143H169ZM74 145H72V144ZM143 143H149L151 146H152V148L153 149H149V147H151L150 145H149V147L148 146H144V144ZM153 143V144H152ZM166 143V144H165ZM178 143V144H177ZM193 143V145H191ZM66 144V145H65ZM102 144H103V146H102ZM106 144V145H105ZM181 144V145H180ZM185 146V147H183V145ZM148 145V144H147ZM170 145H172V146H170ZM64 146L65 147H67V148H64ZM194 146H196V145H194ZM139 147V148H138ZM144 147V148H143ZM148 147V152H147V150H143V149H146ZM170 147V148H169ZM171 147H172V149H171ZM181 147V148H180ZM136 148V149H135ZM177 148H179V149H177ZM183 148V149H182ZM114 149H116L115 150V153H114ZM131 149L133 150V152L131 151ZM155 149V150H154ZM181 149V150H180ZM186 149V150H185ZM123 150V151H122ZM146 153L147 152V155H145L144 154V152ZM186 152H185V151ZM191 150V151H190ZM73 153H72V152ZM83 151H85L84 152V155L83 156H80V155H82L83 154ZM105 151V152H104ZM118 153H117V152ZM122 153H121V152ZM126 151H128L127 153H128V155H127V153H126ZM130 151V152H129ZM189 151L191 152V153H189ZM81 154H80V153ZM112 152V153H111ZM173 154H172V153ZM174 152H176V153H174ZM180 152V153H179ZM181 152H182V154H181ZM97 153H99V154H97ZM129 153H130V155H129ZM134 153V154H133ZM157 153V152H156ZM184 153V154H183ZM92 154V155H91ZM95 154V155H94ZM121 154V155H120ZM137 154H138V156H137ZM141 154H142V156H141ZM78 155H79V157H82V158H78ZM191 155V156H190ZM86 156V157H85ZM90 156V157H89ZM113 156V157H112ZM129 156V157H128ZM134 158H133V157ZM179 156V157H178ZM122 157V158H121ZM135 157H136V159H135ZM178 157V158H177ZM184 159H183V158ZM95 158V159H94ZM118 158H120L119 160H118ZM128 158H130V159H128ZM161 158H163V159H161ZM165 158V159H164ZM182 158V159H181ZM122 159V160H121ZM178 159L180 160L179 162H178ZM109 160H111V161H109ZM137 160V161H136ZM139 160V161H138ZM183 162H185L184 163V165H182V164H180V163H182V161ZM118 161V162H117ZM126 161H128V162H126ZM143 161V162H142ZM90 163V164H89ZM120 163V164H119ZM142 163V164H141ZM117 164H119V165H117ZM124 165V169H123V165ZM136 164V165H135ZM173 164H174V166H173ZM178 164V165H177ZM122 165V166H121ZM133 165V166H132ZM181 165V166H180ZM114 166V167H113ZM117 168H116V167ZM121 166V167H120ZM135 166H136V169H135ZM178 166V167H177ZM21 167H23V166H21ZM103 167V168H102ZM112 167H113V169H112ZM127 167V168H126ZM175 167V168H174ZM109 168V169H108ZM179 168H182V169H180V171L182 172V173H180V171H179ZM101 170V171H100ZM121 170H123V171H121ZM133 170V171H132ZM186 170V171H185ZM191 170V171H190ZM105 171V172H104ZM109 171V172H108ZM179 171V172H178ZM94 174H93V173ZM124 172V173H123ZM133 172V173H132ZM183 172H185L184 174H183ZM98 173V172H97ZM198 173V172H197ZM184 176H183V175ZM37 175V177L39 176L38 174H36ZM36 175H30V173H27L26 175H20V173L18 174V173H16V174H14V178H12V180H11V182H10V186L9 187H6L5 186V183H4V181L3 180H5V177L3 176V175H0V187H1V189H0V223H1V227H0V235H1V239H0V264H8V262L9 261H12L13 262V264H44L45 262H50V263H52V264H74V262L75 261H77V260H79L80 258H82V262H81V264H83V262H85V264H113V262H114V264L116 263V262H119V263H116V264H124V263H122V262H124V260L126 259H128V262H127V264H131V262L134 264L135 262H137L136 261V259H142L141 257H143L144 255L143 254H148V252H150V251H153V250H150V249H146V248H144V247H141V246H138V245H134V247H133V245H130L128 242H127V239H125V240H123V239H120L121 237H125V235L124 234H122L123 232H117L116 230L115 231H113V230H111V228H108V232H106V233H104V232H102V233H104L103 235H101V233H99L98 232V228H100V227H109V226H111V225H113L114 226V224H113V221L110 219V218H108V216L106 217V215H104V216H102V218L101 217H99V216H97V214L98 215H102L98 210V208H96V206H93V207H91L90 209H91V211H90V213H89V209L87 210H85V208L83 207H80V206H78V204H80V203H82V200L80 201V198L79 197H75L73 200H71L70 202H68V203H66V202H64V201H60V202H56L57 200H59V199H53V200H49V199H47L46 197H43V195H45V193L48 191V187L49 186H51V185H48L47 187H46V185H44V184H39V183H37L36 182V180L35 179H37V177H36ZM142 175V176H141ZM191 175H192V177H191ZM2 176V177H1ZM122 176V177H121ZM140 176V177H139ZM189 176V177H188ZM182 177H184V179L182 178ZM187 177V178H186ZM33 178V179H32ZM105 178H106V180H105ZM140 178V179H139ZM182 180H184V181H182ZM187 180V181H186ZM21 181V182H20ZM25 181V182H24ZM29 181V182H28ZM32 181V182H31ZM112 181H113V179H112ZM140 181V182H139ZM186 181V183H184ZM2 182V183H1ZM23 182V183H22ZM147 184H149V185H147ZM194 184H193V183ZM12 183V184H11ZM18 183H19V185H18ZM32 183V184H31ZM35 183V184H34ZM104 183V184H103ZM122 183V184H121ZM14 184V185H13ZM108 184L109 185H111L109 182H108ZM107 184V187L109 186ZM118 184H120V185H118ZM144 184H146L147 186H149V187H147L146 185H144ZM4 185V186H3ZM30 185V186H29ZM39 186V187H37V186ZM143 185L145 186V187H143ZM15 186H17V187H15ZM23 186V187H22ZM119 186V187H118ZM121 187V188H120ZM14 188V189H13ZM30 188V189H29ZM144 188V189H143ZM145 188L147 189V188H150L149 189V192H151V194L148 192V190L146 191L145 190ZM152 188V189H151ZM9 189H10V192H11V198L9 199L8 198V196H7V192L9 191ZM32 189V190H31ZM45 191H44V190ZM8 190V191H7ZM31 190V191H30ZM43 190V191H42ZM121 190V191H120ZM151 190V191H150ZM36 191H37V193H36ZM58 191H60V192H58V193H62V191L61 190H58ZM120 191V192H119ZM153 191H154V193H153ZM20 192V193H19ZM25 192V193H24ZM28 192V193H27ZM45 192V193H44ZM57 192V191H56ZM145 192V193H144ZM1 193H3V194H1ZM144 193V194H143ZM153 193V194H152ZM172 194H171V196H173V198L170 196V197H168V199L170 198H172L171 199V201L173 200V199H175L176 200V198H174V197H176L175 196V194H174V191L173 192H171ZM35 194V195H34ZM63 194V193H62ZM150 194V195H149ZM20 195V196H19ZM26 195V196H25ZM27 195H28V197H27ZM34 195V196H33ZM42 195V196H41ZM153 195V196H152ZM25 196V197H24ZM43 197V198H42ZM17 198V199H16ZM18 198H19V200H18ZM40 198V199H39ZM61 198H63V197H61ZM151 198V199H150ZM149 199H150V201H149ZM170 199H169V202H171L170 201ZM3 200V201H2ZM38 200V201H37ZM47 200V201H46ZM56 200V201H55ZM137 200H139L138 202H137ZM175 200H173L174 201V203H176V201ZM72 201H75V202H73V203H71ZM50 202V203H49ZM151 202V203H150ZM37 203V204H36ZM57 203H59V204H57ZM35 204V205H34ZM50 204H51V207H50ZM68 204V205H67ZM88 204V206H89V203H87ZM86 203H85V205H87ZM149 204V205H148ZM53 205V206H52ZM151 205V206H150ZM38 206V207H37ZM56 206V207H55ZM62 206V207H61ZM147 206V207H146ZM149 206V207H148ZM49 207H50V209L52 210H50L49 209ZM53 207V208H52ZM67 207V208H66ZM78 207V208H77ZM42 208V209H41ZM57 208H58V211H59V213L60 214H56V213H58V211H57ZM60 208H61V210H60ZM93 208H95V209H93ZM16 209V210H15ZM45 209V210H44ZM47 210H49V211H47ZM70 210V211H69ZM74 210V211H73ZM13 211V212H12ZM22 211V212H21ZM33 211V212H32ZM56 211V212H55ZM152 211V212H151ZM45 212V213H44ZM55 213V214H53V213ZM62 212V213H61ZM64 212V213H63ZM78 212V213H77ZM95 212V213H94ZM4 213V214H3ZM14 213V214H13ZM50 213H52V215L50 214ZM69 213V214H68ZM83 213V214H82ZM158 215V216H156V214ZM10 214V215H9ZM38 214V215H37ZM47 214H48V217H47ZM54 215V216H53ZM70 215V216H69ZM13 216H15L16 218H13ZM19 216V217H18ZM55 216H56V218H57V220H56V218H55ZM160 216V217H159ZM7 217V218H6ZM53 218V220H52V218ZM61 217V218H60ZM70 217V218H69ZM158 217V218H157ZM13 218V219H12ZM3 219V220H2ZM15 219H16V221H15ZM22 219V220H21ZM62 219V220H61ZM74 219V220H73ZM87 219H89V220H87ZM159 219V220H160ZM7 220V221H6ZM9 220V221H8ZM11 220L13 221L12 223H11ZM39 220V221H38ZM54 220H55V224L56 225H54ZM64 220V221H63ZM67 220V221H66ZM15 221V222H14ZM19 221V222H18ZM28 221V222H27ZM33 221L34 222H36L37 221V225L35 224V223H33ZM61 221V222H60ZM98 221V222H97ZM5 222V223H4ZM8 222V223H7ZM10 222V223H9ZM21 222V223H20ZM94 222V223H93ZM15 223V224H14ZM60 223H62V224H60ZM99 223V224H98ZM7 224V225H6ZM10 224H12V226L10 225ZM14 224V225H13ZM65 224V225H64ZM67 224V225H66ZM75 224V225H74ZM101 224V225H100ZM2 225H3V227H2ZM21 225V226H20ZM64 225V226H63ZM68 225H69V227H68ZM9 226H11V227H9ZM17 226H19V228L17 227ZM67 228H66V227ZM9 228V229H12V230H10V231H8V232H4L3 230H2V228ZM14 229H13V228ZM16 227H17V230H16ZM52 227L54 228V229H52ZM62 229H61V228ZM88 227V228H87ZM43 228V229H42ZM71 228V229H70ZM32 229H33V231H32ZM52 229V230H51ZM67 229V230H66ZM86 229V230H85ZM15 230H16V232H15ZM81 230V231H80ZM97 230V231H96ZM14 231V232H13ZM26 232L27 233V237H26V239L23 241V243H17V242H15L14 241V239H13V234H15V233H20V232ZM46 231V232H45ZM91 231V232H90ZM77 232V233H76ZM82 232V233H81ZM90 232V233H89ZM2 233V234H1ZM58 233V234H57ZM73 233H75V234H73ZM113 233H114V235H113ZM9 234V236H7ZM47 235L46 236V238L44 237V239H43V235ZM87 234V235H86ZM11 235V236H10ZM37 235H41V237H42V240H39L40 239V237H39V239H38V237H37V239H36V236ZM44 235V236H45ZM77 235H79L78 237H77ZM104 235H106L105 237H104ZM109 235H110V237H109ZM5 236V237H4ZM74 236V237H73ZM90 236V237H89ZM92 236H94V237H92ZM99 236H102L101 238H104V239H96V238H98ZM48 237V238H47ZM108 237V238H107ZM6 238V239H5ZM8 238V239H7ZM60 238V239H59ZM75 238H78V239H75ZM118 238H119V240H118ZM108 239V240H107ZM113 239H114V241H113ZM36 240H38V242L36 241ZM97 240V241H96ZM103 240V241H102ZM110 240H111V242H110ZM39 241H42V242H39ZM67 241V242H66ZM116 241V242H115ZM125 241V242H124ZM45 242V243H44ZM107 242H109L110 243V245L107 243ZM115 242V245L113 244ZM127 242V243H126ZM141 241H139V242H137V243H140ZM34 243H36V245L34 244ZM39 243V244H38ZM41 243V244H40ZM113 245H112V244ZM136 243V244H137ZM127 244V245H126ZM120 245H122V246H120ZM125 246V247H124ZM112 247H114V248H112ZM115 247H116V250H115ZM138 247V248H137ZM120 248V249H119ZM125 248V249H124ZM131 249V250H129V252H127L128 251V249ZM142 249V250H141ZM146 251H145V250ZM115 250V251H114ZM126 250V251H125ZM121 253H119V252ZM113 252V253H112ZM117 252V253H116ZM125 252H127V253H125ZM114 253H116V256H117V260H116V257L114 256L115 254ZM130 254V256H129V254ZM140 253V254H139ZM61 254V255H60ZM134 254V255H133ZM113 255V256H112ZM126 255H128L129 257H127L126 258ZM132 255H133V257L135 256V258H133L132 257ZM47 256H48V258H47ZM123 257V259H121V257ZM46 257V258H45ZM120 257V258H119ZM138 257V258H137ZM39 258V259H38ZM49 258H51V259H49ZM53 258H55V259H53ZM78 258V259H77ZM86 259V260H85ZM93 261H92V260ZM113 259V260H112ZM131 259V260H130ZM135 259V260H134ZM138 259V260H139ZM42 260V261H41ZM74 260V261H73ZM87 260H90V263H88V261ZM119 260V261H118ZM122 262H121V261ZM126 260H125V262H126ZM112 261V262H111ZM23 262V263H22ZM58 262V263H57ZM62 262V263H61ZM87 262V263H86ZM121 262V263H120ZM139 262V261H138ZM49 263V264H50ZM46 264H48V263H46ZM80 264V263H79ZM126 264V263H125ZM135 264H140V262L139 263H135Z\"/></svg>", "mask_w": 264, "mask_h": 264}, {"label": "snow or ice", "instance_id": "6c2138e0", "mask_svg": "<svg viewBox=\"0 0 264 264\" xmlns=\"http://www.w3.org/2000/svg\"><path fill=\"white\" fill-rule=\"evenodd\" d=\"M37 4H28L26 7H38ZM98 8L106 7V5H97ZM224 12L227 19H221V23L226 27L229 23L236 24L238 16H231L233 10L243 9L242 0H225ZM175 20V18H170ZM148 21L135 17L126 23L119 25L122 31L126 30L130 33L139 32L141 27L147 28ZM3 110H0L2 112ZM10 111V110H9ZM132 119H139L141 113H130ZM69 124L70 134L77 137L83 150L91 153L97 150V146L93 143L92 138L87 131L82 128L80 119L76 115V108L73 104L71 110L66 117ZM0 137L5 138V142L0 144V175L5 177V186L9 187L14 174L19 172L29 173L35 172L48 178L56 185L65 188L75 195H87L94 197L101 205L110 206L119 215L113 220L114 226L121 230L127 238L130 245H135L145 237L155 234L157 228L154 227L158 223L157 220L148 222L142 211L137 212L133 207V203L139 197L135 189L141 185L137 183L135 177L129 178L127 184L122 185L123 194L117 193L113 195L111 189H107V185L101 188V177L99 175L90 179H86L88 173L84 169V159L77 160L76 164L69 166L67 153L63 150L62 145L58 141H53L46 137L43 133L34 131L31 126L17 121H7V124L0 123ZM39 145V147H37ZM105 161L101 158L90 165V170L98 171V166ZM207 163V158L201 153L200 158H187L185 169L188 167H199L201 163ZM23 166V167H21ZM75 169V170H74ZM141 171L144 173L143 179L150 182L155 190V203L153 210L159 213L168 211L172 206L168 200V194L176 188L184 190V184L176 183V175L171 165L165 167L159 160L156 152L146 156ZM104 177L108 176L105 172ZM107 189V191H105ZM7 196L11 198L10 190ZM101 214L104 212L103 207L98 210ZM260 244L264 245V225L261 226ZM176 236L173 231L169 234V239ZM246 237V248L235 245L232 241H225L220 236L208 234L204 237L208 245H217L221 248H227L232 257L235 258L236 264H240L239 257L243 250H251L256 243L255 228L249 226L244 231ZM27 233L20 232L13 234V239L17 243H23ZM8 264H13L9 261Z\"/></svg>", "mask_w": 264, "mask_h": 264}, {"label": "rangeland", "instance_id": "374dc122", "mask_svg": "<svg viewBox=\"0 0 264 264\" xmlns=\"http://www.w3.org/2000/svg\"><path fill=\"white\" fill-rule=\"evenodd\" d=\"M206 1H208L209 2V0H206ZM203 3H205L204 1H202ZM207 3V2H206ZM210 4H211V1L209 2ZM208 3V4H209ZM198 5V4H197ZM201 5V4H200ZM205 5H207V4H205ZM196 6V5H195ZM2 91H0V93H1ZM3 102V104H5V102L6 101H4V99L2 100ZM0 110H2V108L0 107ZM184 113H186L185 111H183V112H181L180 114V117H183L184 115V117H186V115H188V113H186V114H184ZM92 115H94L95 117H100L101 116V118H103L102 117V115L100 114V113H97V112H92L91 113ZM160 115L162 114V113H159ZM101 118H95V119H97L95 122H97L96 123V125H97V127H98V129H100L101 127V131L97 134V137H103L102 139L103 140H106V139H108V137L106 136V134H105V131H106V128L108 127V125H106V121H103V119H101ZM183 120H185L184 118H183ZM1 121V120H0ZM102 121V122H101ZM182 121V120H181ZM161 122V123H160ZM184 122V121H183ZM0 123H3L2 121L0 122ZM118 123V122H117ZM116 123V125H119V123L117 124ZM150 123V124H149ZM148 124L150 125V126H154V125H158V126H160L161 124H162V121H158L157 123L154 121H152V123H151V121L149 122ZM155 123V124H154ZM103 125H104V127H103ZM163 125V124H162ZM163 126H165V127H162V128H167V126L166 125H163ZM175 129H179V130H177L178 132H180V128H177V127H175ZM175 129H173V130H175ZM0 131L1 132H3L4 131V129H0ZM99 131V130H98ZM176 131V130H175ZM161 132V131H160ZM181 133V135L183 134V132H180ZM180 133H179V135H180ZM120 136H123L124 134L122 133V134H120V133H118ZM190 137H193V136H190ZM177 141H180V139H177ZM138 143H140V141L139 142H134L133 143V145L134 144H138ZM37 147H39V145H37ZM111 147H112V144H110L109 146H103V147H101V148H99V147H97V150H107V151H109V150H111ZM96 151V150H95ZM92 152H94V151H92ZM69 163V166H73V165H75L76 164V162H68ZM171 162H168V164L167 165H169ZM171 165V164H170ZM75 170V169H74ZM90 178H92V175H89V173H88V176L86 177V179H90ZM107 179H108V182L109 183H113L114 184V176L113 175H110V176H108L107 177ZM112 179H113V181H112ZM101 186V188H104L105 186H102V185H100ZM107 189H111L112 190V192H113V195H116V193L113 191V189H112V184L111 185H109L108 186V188ZM107 189H105V191H107ZM81 198V200L83 201V202H85L86 204L88 203V202H86V201H88L89 200V198L86 196H80ZM84 200H86V201H84ZM82 202V203H83ZM91 204H90V202H89V206H90ZM90 207H92V205L90 206ZM133 207L135 208V210L137 211V212H140V211H142L143 213H144V216L146 217V219H147V221L148 222H151V221H153V220H157L158 221V219H156L151 213H149L148 211H146V210H143L142 208H140L136 203H133ZM156 226V228H157V231H160V232H162L163 234H165V235H167V236H169V234L170 233H172L174 230L173 229H171V228H169L168 226H166L165 224H160L159 223V221H158V223L157 224H155L154 225V227ZM176 232V231H175ZM1 237V236H0ZM175 238V239H174ZM181 238H179V235H178V237H177V233H176V236L175 237H172V240H174V241H177V242H180L179 244H182V245H184V246H186V247H188V248H191V249H193L192 247H190L191 246V242L190 241H186V239H181ZM182 242V243H181ZM188 244V245H187ZM143 261H145V262H143ZM141 260L140 261V264H145V263H147V261L146 260ZM82 261L81 260H77V261H75L74 262V264H79V263H81Z\"/></svg>", "mask_w": 264, "mask_h": 264}]
</instances>
